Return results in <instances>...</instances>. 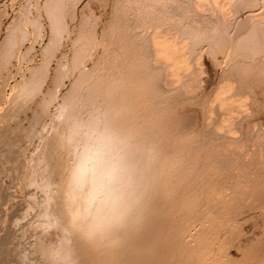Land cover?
I'll return each mask as SVG.
<instances>
[{"label":"rangeland","instance_id":"rangeland-1","mask_svg":"<svg viewBox=\"0 0 264 264\" xmlns=\"http://www.w3.org/2000/svg\"><path fill=\"white\" fill-rule=\"evenodd\" d=\"M250 13L251 14L256 13L259 15L257 16L260 17V19H263L262 16H264V0H256V1L255 0H244V1L236 0V2L235 0H0V46H1L0 47V158H1L0 159V211H1L0 212V220H1L0 221V239L6 236H9V235L14 236V237L9 236L10 237L9 239L8 237L6 238L10 242L11 248L18 245L17 246L19 249L18 254L17 252L16 254L13 252V250L15 251V248L13 250L10 248L12 250L11 252L14 253L13 256L15 260L19 257V254H21L22 252H23L22 256L25 257L24 259V257L20 256L21 258L20 263H19V260H17L18 262L15 261L16 264L18 263L24 264L22 260L23 259L26 260L27 258H28L27 259L28 261L29 259L34 258V262H30L31 264H35V263L44 264L45 261L47 262L48 257L46 255L44 256L41 255L42 252H40L39 250L37 251L38 245H36V243L38 241L40 242L38 244L42 243L41 245H46L45 243L48 244V242L50 243V241H51V244L58 243V241L59 242L65 241V242H62L66 244V248L64 249L65 255L63 254V250H62L63 255L62 254L61 255L64 257L70 254L72 255L71 257H74L75 255V257L77 258H75L76 261L74 262L76 263L78 262L79 264H81V262L82 264H110V263L111 264H120V263L124 264L123 260L126 261L125 264H136V263L137 264H148V263L149 264H152V263L153 264H160V263L161 264H165V263L178 264V262L179 264H193V263L197 264L195 262H198V261H200L198 262V264L199 263L200 264H219V263L220 264H264V254H263L264 253V219H263L264 217V174H261V173H264V24L260 25L262 22L264 23V19L263 21L262 20L260 21V19L257 18L256 15H255L256 17L254 16V14H252L251 16ZM246 14H247V17L250 14L249 16H251L252 18L254 17V19H252L251 17H249V19L245 18ZM251 20L252 22H250ZM253 21H254V24H252ZM255 23L257 24L259 23V25H256ZM256 26H258V31L256 30L257 29ZM157 33H159L160 36ZM154 34L155 36L158 35L159 37H162V39L164 40L167 39V37L165 36H168L167 42L169 41L168 42L169 45H170V42L172 43L173 41V44L170 45L171 48H172V45L176 46L175 48H177L170 55V57L171 56L173 57L171 58V61L174 60L171 62L170 67L168 66L169 64L166 63V61L164 60L165 58L162 57V55L159 53L160 50H162V48L154 44V41H155L153 40L155 37ZM129 42H131V44ZM253 49H255L256 51ZM157 50H158V53H157ZM99 56H100V59H99ZM176 61L177 63L179 61V63H181L180 64L181 66L179 64L177 65L175 63ZM153 62L157 63V64L155 63L156 66ZM147 64H150L151 67L148 66ZM164 64H166V66H164ZM178 67L180 68V70ZM149 68L150 70H148ZM154 69L156 70L157 73L155 72ZM169 69H171L170 71L172 72H170ZM171 73H174L173 76ZM174 75L177 77H175ZM161 77L164 78V80L161 79ZM171 77L173 78V80ZM176 78H179L178 82L177 80H174ZM120 79H122L124 83H122L121 81L119 82ZM123 79H125V81ZM150 79L152 81L151 83H150ZM117 81L118 83L116 84L115 82ZM179 81H181L182 83L180 82V84H178ZM131 82H134V83H131ZM154 84L156 85V87ZM168 84H170L171 86ZM162 85H165L166 87ZM112 86H114L115 88ZM152 87L154 89H152ZM165 88H168V89H165ZM171 89H174L173 90L174 92ZM146 90H149V91L147 92ZM130 91L132 92L134 96L131 94ZM155 91L157 92L156 95H155ZM10 94H11V97H10ZM170 94L172 95V97ZM122 96H125V97H122ZM138 97L142 100V102L141 100H139ZM82 99L85 101H83ZM100 101L102 104L104 103V106L106 107L108 106L107 109L102 104H100ZM125 101H127V103H125ZM124 103H125V106H124ZM68 105L69 107H67ZM143 105L144 106L146 105L144 109L145 113H144V110L141 109V108H144ZM84 107H86V109ZM71 108L72 110L73 109L74 110L72 111ZM65 109H67V111ZM77 113H78V116H77ZM98 113H100L101 115H99ZM107 114H109V116L111 115L112 117L111 116L109 117ZM70 115H73L72 116L73 118H71ZM113 115H117V117L119 118H117L116 116L114 117ZM67 116H69L70 119H72V121L71 120L69 121L68 119L69 117ZM94 116L95 117L99 116V117L95 118L96 119L95 120L94 118L92 119V117ZM163 116L164 118H162ZM77 117H79V119ZM91 120H92V123H91ZM114 120L116 121V123ZM52 121L54 123H52ZM65 121H68L70 123V127L68 126L69 124L66 123ZM80 122H81V125H80ZM95 122L97 123V125H95L96 124ZM105 122L106 123L108 122L107 123L108 125ZM77 123L79 125H77ZM88 123L90 124L88 125ZM103 125L105 126V128ZM118 126L120 127V129ZM90 127L92 128L90 129ZM96 127H99V128H96ZM68 128L70 129L73 128V129H71L72 130L71 131ZM166 128H169V129H166ZM65 129H67V132H68L67 134L66 133L64 134V131L66 132ZM92 129L94 131H92ZM124 129H126V131ZM95 130L97 134L95 133ZM114 130L117 133V135L114 132ZM131 130L133 133L131 132ZM72 132L76 133V138H74L75 134L73 136ZM165 132L168 133V136H167V133ZM69 133L70 134L72 133V134L69 135ZM67 136L70 137L69 139L70 141L68 143L66 142L68 139ZM72 136H73V140L71 139ZM113 136L115 137V139H113L114 138ZM110 137H112V139L114 140L113 142ZM62 139H63V142H62ZM105 139L106 141H109V140L111 141L107 142V145L104 149L103 142L106 144ZM98 140L99 141L102 140V141L99 142ZM54 141H55V144H54ZM57 142L59 145L57 144ZM114 143H116V145L118 146L116 147ZM79 144L80 146H78ZM90 144L91 145L93 144V145L91 146ZM76 145L78 148H76ZM95 145H96V149L98 150L95 149L94 147ZM55 146H57L56 148H59V149H56ZM88 146L90 147V149ZM98 146L101 149H103V151L101 152L102 156L103 155L109 156L111 154L109 158L107 156L106 158L105 156L102 157L101 155H97L98 152L101 151V149H99ZM129 146H130V150L128 149ZM51 147L53 148L52 150H51ZM86 147L90 150L88 153L91 152V154H93V153H96L97 151L98 152L93 155L88 154L89 155V158H88L87 153H85L88 151V149H86L87 151L85 150ZM65 148L66 150H64ZM106 148L110 150H107ZM112 148L114 149L112 150ZM55 150H56L57 157L55 155ZM50 151H52L53 153H50ZM131 151L133 152L132 154L134 155L136 154L135 157L134 155L131 154ZM103 152H105V154ZM108 153L110 154L108 155ZM115 153L117 156L115 155ZM53 155H54V158H53ZM97 156H101V157H98V160H96ZM90 157L91 158L93 157L96 159H92L93 160L92 162ZM111 157L112 159L110 160ZM67 158L68 160H66ZM74 158L75 160H73ZM82 158L84 160L79 163V161H81L80 159ZM86 158L90 160L89 161L90 163L87 162ZM100 158L102 159L106 158V160L104 159L103 161L102 159L100 160ZM121 158H123V160ZM50 160L51 161L53 160L55 164L53 163V161L51 162ZM119 160L121 161L119 162ZM73 161L74 163L77 162L78 165L73 164L72 163ZM96 161H98V163L99 162L101 163H99V165L98 164L94 165V163H97ZM106 162H107V165L105 164ZM87 163H89V165L91 164L92 167L91 166L89 167V165L87 166L86 165ZM81 164H82V167L84 165L83 168L81 167ZM55 165L57 167L56 169H55ZM72 165H74L73 166L74 170L73 168H71ZM101 165L102 166L104 165V167H102ZM98 166L101 168H99ZM124 166L127 169H125ZM63 168L65 169V171H63L64 170ZM80 168L82 171L79 170V173H78V169ZM49 169L51 173L49 172ZM60 169L63 172L60 171ZM83 169L84 171L85 170L86 171L84 172ZM67 170L71 171V173L68 172ZM98 170H99V173L101 172V175H99ZM109 170H112L113 173L111 174V171ZM64 172H67V173H65L64 175ZM73 172L75 174H73ZM103 172H106V174ZM58 173H60V175ZM76 173H77V176H76ZM66 174L67 175L70 174V177L67 176ZM48 175H50L52 178L49 177ZM92 175H95L96 177L98 175L100 177L108 175L109 177L106 176L107 178H104V180L106 182H108L107 180H109L108 182L109 184L103 182L102 180L103 177L101 178L98 177L99 180L101 181L99 180L98 182L95 181L96 178H94L95 176L92 177ZM132 175L135 176V178L136 177L137 178L135 179ZM88 176L90 177L88 178ZM129 176L131 179L132 178L133 179L131 180ZM26 178H28L29 180ZM69 178L70 180H68ZM72 178H74L73 181H72ZM83 178H86V179H83ZM108 178H110L111 180ZM39 179H41V181ZM81 180L83 181L85 180L84 181L85 183H83V181ZM125 180H126V183H125ZM28 181L30 185L28 184ZM71 181L72 183H74V184H71L72 188L71 186H69ZM110 181H113V182H110ZM165 182L167 184H165ZM100 183L104 184L105 187L101 185L100 187L101 188L104 187L102 189H105L106 195L104 193V190H102L101 188L100 190H96V189H99L98 186ZM31 184H33V186ZM84 184H88L89 186L84 185ZM121 185L122 186L125 185V187H122L123 191L121 188H120V191L119 189H117L116 191V188H119ZM170 185H173V186L171 187ZM111 186H112V189H111ZM114 186L116 188H113ZM255 186H258V187H255ZM49 187L51 188L49 189ZM92 187L93 189H90ZM106 187H108V189ZM62 188H64V190ZM73 188L75 189V192ZM109 188L111 191L109 190ZM140 188L141 190L139 192ZM66 189L68 190L71 189V190L67 192ZM106 189L112 192L113 194H116L118 197H119L118 194H120L121 191L123 192L121 193V195L122 194L123 195L121 198H118L119 199L118 200V199H115L116 196L111 195L110 193V196H109L110 198H109L107 195L109 192ZM113 189L117 193H115ZM85 190L87 191L84 192ZM130 190H132L135 195ZM81 191L85 193V198H84V193H82ZM88 191H93V193L90 192L89 194ZM95 191L96 192L98 191L97 194H101V195H97ZM135 191L136 192L138 191L137 192L138 194ZM26 192L27 193L29 192V193L27 194ZM99 192H102V193H99ZM76 193L77 194L82 193V201L85 199L84 201L85 204H87V206H89L90 208V209L86 208L84 212L81 211L82 213H85L83 215L80 211L78 212V210H80L79 205L82 204V201H80L81 200L80 198L76 199L74 197V195H77ZM124 193H126V196L124 195ZM128 193L129 195H127ZM130 193H131V196H130ZM166 193L168 195H166ZM7 194L9 196L8 198H7ZM102 194L107 196L104 199L106 204H103L102 199L105 196ZM61 195H64L65 197ZM67 195L73 196L72 198H74L73 200L74 203H76L77 200L78 202L80 201V204L78 202H77L78 204L77 203L76 205L74 204L75 208L71 206L73 208L72 210L75 209L76 213H74L75 211L72 212L71 208H70V211H69V208L67 209L69 213H67V211H63L64 207H66L68 204L73 205V202H69L70 200L72 201L71 196L68 197ZM87 195H89V197ZM92 195H96L94 197L98 198L97 201ZM133 195L135 199L133 198ZM91 196L94 199V202ZM129 196L132 197L133 199L130 198ZM87 197L88 199L91 198L90 200L92 201L90 202L92 203H88V201H86ZM126 197L128 198V200H125L127 199ZM108 198L110 202H112L111 201V198H112L113 202L112 203L108 202L110 203L108 204L107 201L109 200H106ZM64 199L65 200L68 199L69 201L66 200L65 202ZM120 199L123 205L119 202ZM10 200H11V203H10ZM30 200H31V203H30ZM36 200H39V201H36ZM122 200L128 204H130L129 202L131 201L130 205L132 206L129 205L130 206L129 208L133 211H131L128 208V204L123 203ZM189 200L191 202H189ZM40 201H43L42 202L43 208L41 205H39L41 204ZM132 201L133 202L135 201V204L137 203L136 205H138V203L141 204V205H138L140 207H137ZM206 201H208L209 203H207ZM34 202H38L39 204L34 203ZM98 202H100L101 206H105V205H110V206L102 207L103 209L101 210L100 208L101 206H99ZM114 202H116L118 207L116 206ZM37 204L38 206H40L39 208L41 210H43L45 207L46 209L49 210V211L48 210L42 211L43 213L45 212L44 214L40 213L41 216L43 215L42 216L43 218L42 217L40 218L42 219H45V217L46 219L48 218L47 220L45 219L48 222L43 220L46 222V223L44 222L43 224H46L47 226V229L44 230L45 234H44V231L41 230L43 225H40V223L42 224L43 221H41L42 219L37 218V215L40 216V214H37L40 212L38 211L39 208ZM45 204H47V206ZM92 204L96 206L95 208L99 206L98 208L100 209L99 210L98 208L94 209V206ZM111 204L113 205L112 208H110L112 206ZM195 205H198V206H195ZM61 206L63 209L61 208ZM114 206H116L115 207L116 211L114 210ZM135 206L137 207V210H135L136 209ZM77 207L78 209H76ZM122 207H125L126 210L127 209L130 210V211L127 210V212L133 213V214L128 213L129 219L133 218L132 221L129 220L127 217H125L127 216L125 212L126 210L124 209L122 210ZM105 208H109V209H107L105 213H103ZM118 208L121 212H119ZM92 209H94L93 212L91 211ZM111 209H113L112 210L113 213L115 212L116 214L119 213V216H118L119 218L110 211ZM138 209L140 210L139 212L140 215L138 216V219H136L137 220L136 222L135 218H137V215H135V213L138 214L137 212L139 211ZM219 209L221 210L219 211ZM18 210L20 211L19 214H18L19 212ZM95 210H97L95 212L96 217L99 214L105 215L102 221L107 220L106 223L108 222V220L112 219L114 216H115L114 219L115 218L120 219L122 217L121 215L123 214L125 218H121L119 221L118 219L117 220L115 219L116 221H118V225L117 223H115L116 221H114V219L112 220L114 221L113 224L117 226L118 228L117 227L114 228V225L112 226L110 225V223L112 224L111 220L109 221L110 223L107 224L106 229H105V223L100 222L99 227L98 228L96 227V229H98L100 233L97 232V230H95V227H94V229H92L89 232V235L90 237H92V239L88 237L89 241H87V239L84 238V236H82L83 229H80V227L83 228L85 225L84 226H80V225L83 224L84 220L88 221L89 223L92 220L91 219L92 214L91 216H89V214L92 212L93 215H95L94 213ZM153 210H157L158 212L153 211ZM161 210H164L165 212ZM107 211L108 212L110 211L111 213H107ZM175 211L178 214L177 213L175 214ZM49 212H50V215H49ZM86 212L88 214H86ZM169 212H171V214ZM62 213H64L63 216H62ZM159 213L162 215H159ZM65 214H69L68 216H70V218H72L71 216H73L72 222L76 218L74 222L77 221L78 225L76 224L77 222L75 223V225L72 222L69 223V220H68L69 217L66 216ZM75 214H77L76 216L78 218L75 216ZM111 214L114 216L111 217L110 216ZM191 214L193 215V217ZM20 215L25 216L27 219L24 217H21ZM34 215L36 218L33 217ZM78 215L81 216L82 218L84 217V215L88 217H86V219L84 220H80L81 217L79 218ZM106 215H109V216H106ZM205 216L207 217L209 216V217L207 218ZM96 217H95L96 220H94L93 218L94 221H97ZM234 217L235 219H233ZM14 218L17 220H15ZM21 218L22 220H20ZM63 218L64 220L66 219L68 221L64 222ZM178 218L180 221H178ZM29 219L30 221H28ZM51 219H54L53 222H50ZM78 219L80 220V223ZM123 219H127V220H123ZM196 219L198 220V222ZM121 220H123L125 223L127 221V223L123 224V221ZM128 220L133 222V224L129 223ZM26 221H28V223L30 224H28ZM38 221H41V222H39L38 223L39 225L37 226ZM54 221L55 222L57 221L58 223H61V224H58L57 222L55 223ZM86 221L84 223L87 224ZM120 221L126 229L129 228V231L133 230L134 232V234H132L133 236L131 235V233L133 232L130 231L131 232L130 235L129 233H127L124 237L122 232L123 231L125 232L126 229L119 223ZM214 221L216 222L217 225L215 224ZM177 223H179V225ZM101 224L102 225L104 224V226H102ZM134 224H135V227L132 228ZM56 225H59V228H58L59 233L57 232L58 226ZM108 225L112 228V230H107L109 227ZM35 226L37 228H35ZM67 226L68 227L70 226L69 228L71 227L72 228L69 229ZM121 226L123 227V230L122 228H120ZM238 226L240 227V230ZM12 227L14 228L12 229ZM23 227L24 228L26 227V231L25 229H23ZM38 227H40V229ZM65 227L68 228L66 229L67 231L64 229ZM101 227L103 229L102 232L100 231L102 230ZM186 227L188 228L187 231H186ZM181 228L185 230L183 229L181 230ZM14 229H15L14 232L12 233L9 232V230L13 231ZM20 229L22 230L18 231ZM59 229L60 230L62 229V234H61V231H59ZM104 229L106 230V234L104 232ZM23 230H24V233H21ZM32 230L37 231L38 233L36 232V235H34L35 232H33ZM93 230L95 232H93ZM117 230L118 232L120 231L123 236H121L120 233L117 232ZM194 230H196L195 234H194ZM81 231H82V235L80 233ZM163 231H166V232H163ZM202 231L204 233H201ZM209 231L213 233H210ZM219 231L221 232L219 233ZM15 232L18 234L21 233L20 236L22 237H20ZM31 232L33 233L35 237L39 235L40 233L42 234H40L41 237L37 236V238L39 237L37 240V238L33 237ZM112 232L114 233L113 235H107L108 233L111 234ZM116 232L120 235L119 243H118L119 245L113 244L110 241L105 240V238L107 239L106 235L109 238H112L113 236L117 234ZM13 233H15V235ZM1 234H4V235H1ZM164 234H165V238H164ZM17 235L20 237L19 239L16 237ZM59 235L63 236V238L62 237L60 238ZM96 235H99V236H96ZM102 235H104L105 237V238L102 237L104 238L103 242L101 241ZM56 236H57V239H56ZM131 236L133 239L130 238ZM203 236L206 239H204ZM122 237L124 241L121 239ZM209 237L211 239H209ZM11 238L12 239L15 238L16 240L18 239L17 240L18 242L14 241L15 240L14 239L13 240L14 243H12ZM139 238H141V240ZM68 239L69 240L71 239V240L69 241ZM84 239L86 240V242ZM97 239L100 240L101 242L100 241L98 242ZM161 239H164V240H161ZM142 240H144L145 243ZM165 240H167V242H165ZM182 240L183 242L184 241L185 242L183 243ZM202 240H204V242H202ZM206 240L207 241L209 240V241L207 242ZM212 240H214L213 243H212ZM19 241H22V243L20 242L21 243L20 244ZM175 241L178 243L180 242L181 248H180V245L176 243ZM195 241L196 243H194ZM27 242H29L30 244ZM105 242H106L107 248L104 245ZM200 242L201 244H199ZM206 242L208 243V245H210L209 247L207 246ZM11 244H14V245L12 246ZM58 244H61V243H58ZM124 244L126 247H124ZM146 244L147 245L150 244V245L147 246ZM182 244L184 247L182 246ZM19 245L21 247H19ZM121 245L124 248H122ZM133 245L134 247H132ZM127 246H129L130 248L129 250H126L128 249ZM166 246H168V248ZM198 246L199 247L201 246V247L199 248ZM17 247H16V250H18ZM109 247L110 248L112 247L111 249L115 250V252L114 251L111 252V249H109ZM204 247L205 249H207L208 247L207 249L208 251L203 250ZM156 249L158 251H156ZM198 249L199 250L202 249L203 252L197 251V254H196L195 251ZM97 250H100V252H98ZM117 250H120V251H117ZM176 250L178 252H176ZM191 250H193L195 253L193 251L190 252ZM106 251L107 253L105 254ZM108 251H110L109 253L112 254V256L111 255L109 256ZM37 252L38 254L40 253L39 254L40 257L37 254ZM149 252L151 254H149ZM251 252L256 253V254H253V253L251 254ZM84 253H86L87 256ZM193 253L196 256L200 254L199 255L200 258H198L199 256L196 257ZM25 254L27 256H25ZM173 254L175 256H173ZM192 254L194 255L195 259L197 260L199 259V260L195 261ZM208 254H210L213 257V259L212 257L208 256ZM104 255L107 258L104 257ZM126 255H128L129 257ZM152 255L154 256L153 258H152ZM41 256H43L44 258ZM186 256H188L189 258ZM250 256L251 257L253 256V257L251 258ZM167 257L169 260L167 259ZM36 258L37 260L39 258H43L42 260L44 262L43 261L39 262V260L38 261L35 260ZM83 258H85L84 259L85 261L82 260ZM130 258L131 260H128ZM148 258H150V260H148ZM180 259H181V262H180ZM12 260L9 259L8 261L7 259L8 264L9 262L15 263L14 259ZM48 260H51V259L48 258ZM221 260H223L224 262ZM7 261L4 264H7ZM28 261L27 263L30 264ZM103 261H105L106 263H104ZM115 261L117 262L115 263ZM214 261L216 262L214 263ZM49 263L51 264L53 262L49 261ZM49 263L47 262V264ZM55 264H62V263L59 262Z\"/></svg>","mask_w":264,"mask_h":264},{"label":"bare ground","instance_id":"bare-ground-1","mask_svg":"<svg viewBox=\"0 0 264 264\" xmlns=\"http://www.w3.org/2000/svg\"><path fill=\"white\" fill-rule=\"evenodd\" d=\"M243 1H244V0H243ZM255 1H256V0H255ZM235 2H236V0H235ZM246 2H247V1H246ZM248 3H249V2H248ZM250 3H251V2H250ZM238 5H239V4H238ZM238 5H237V6H238ZM241 5H242V4H241ZM251 7H252V6H251ZM241 8H242V7H241ZM250 10H251V9H250ZM250 12H251V11H250ZM252 12H253V10H252ZM250 14H251V13H250ZM250 14H249V15H250ZM252 14H254V13H252ZM252 14H251V16H252ZM259 14H260V13H259ZM249 15H248V17H247V14H246V17H245V18L249 19V17H251V16H249ZM255 15L257 16L258 14L255 13L254 16H255ZM260 15H261V14H260ZM205 16H206V15H205ZM256 16H255V17H256ZM258 16H259V15H258ZM258 16H257V18L260 19V17H258ZM202 17H203V16H202ZM243 17H244V16H243ZM262 17H263V19H264V16H262ZM251 18H252V17H251ZM251 18H250V19H251ZM203 19H204V18H203ZM252 19H254V17H253ZM259 19H258V20H259ZM263 19H260V21H261V20L263 21ZM246 21H247V20H246ZM242 22H243V21H242ZM250 22H252V20H251ZM255 22H256V21H255ZM258 22H259V21H258ZM243 23H244V22H243ZM252 24H254V21H253ZM255 24H256V25H259V23H258V24L255 23ZM263 24H264V23L262 22L260 25H263ZM241 26H242V24H241ZM245 27H246V26H245ZM251 27H252V25H251ZM254 27H255V25H254ZM256 27H257L256 30L258 31V26H256ZM259 28H260V27H259ZM262 28H263V27H262ZM252 29H253V27H252ZM157 34H159V33H157ZM157 34H156V35H157ZM164 34H165V33H164ZM164 34H163V35H164ZM154 36H155V34H154ZM157 36H158V35H157ZM157 36H155L154 39H153V40H155V41H154V44H155L156 46H159L160 48H162V50H160L159 53L162 55V57L165 58L164 60L166 61V63L169 64V65H168V64H167V65L170 67L171 62L174 61V60L171 61V58H173V57H172V56L170 57V55H171L172 52L175 51V49H177V48H175L176 46H173V45H172V48H171L170 45L173 44V41H172V43L170 42V45H169V43H168L169 41L167 42V40H168V36H165V35H164L165 37H167V39H165V40L162 39V37H159L160 34H159L158 37H157ZM259 36H260V35H259ZM206 37H208V36H206ZM222 37H223V35H222ZM152 38H153V37H152ZM159 38L162 39V40H160ZM163 38H164V37H163ZM226 38H227V37H226ZM169 39H170V38H169ZM123 42H124V41H123ZM126 43H127V42H126ZM129 43L131 44V42H129ZM132 43H133V42H132ZM174 44H175V43H174ZM130 46H131V45H130ZM132 46H133V45H132ZM253 46H254V44H253ZM0 47H1V46H0ZM255 47H256V46H255ZM253 50H255V49H253ZM2 51H3V50H2ZM255 51H256V50H255ZM259 51H260V49H259ZM127 52H128V51H127ZM176 52H177V51H176ZM176 52H175V53H176ZM250 52H251V51H250ZM257 52H258V51H257ZM157 53H158V50H157ZM251 53H252V52H251ZM1 54H2V53H1ZM128 54H129V53H128ZM132 54H133V53H132ZM252 54H253V53H252ZM102 55H103V54H102ZM126 55H127V54H126ZM157 55H158V54H157ZM175 55H176V54H175ZM100 56H101V55H100ZM100 56H99V59H100ZM179 57H180V56H179ZM162 59H163V58H162ZM177 59H178V58H177ZM182 59H183V58H182ZM149 60H150V59H149ZM165 61H164V62H165ZM10 62H11V61H10ZM125 63H126V62H125ZM128 63H129V62H128ZM153 63H154V62H153ZM155 63H156V62H155ZM155 63H154V64H155ZM175 63H176L177 65H178V64H179V65L181 64V63H179V61H178V63H177V61H176ZM122 64H123V63H122ZM156 64H157V63H156ZM156 64H155V66H156ZM172 64H173V63H172ZM128 65H129V64H128ZM147 65L150 66V64H147ZM147 65H146V67H147ZM124 66H125V64H124ZM152 66H153V65H152ZM164 66H166V64H164ZM171 66H172V65H171ZM180 66H181V65H180ZM260 66H261V65H260ZM120 67H121V66H120ZM146 67H145V68H146ZM150 67H151V66H150ZM169 67H168V68H169ZM19 68H20V67H19ZM126 68H127V67H126ZM130 68H131V66H130ZM145 68H144V69H145ZM154 68H155V67H154ZM171 68H172V67H171ZM176 68H177V66H176ZM178 68H179V67H178ZM115 69H116V68H115ZM134 69H135V68H134ZM134 69H133V70H134ZM144 69H143V70H144ZM157 69H158V67H157ZM111 70H112V69H111ZM131 70H132V69H131ZM148 70H150V68H149ZM154 70H155V69H154ZM170 70H171V69H169V71H170ZM179 70H180V68H179ZM257 70H258V69H257ZM257 70H256V71H257ZM19 71H20V70H19ZM113 71H114V70H113ZM121 71H122V70H121ZM125 71H126V70H125ZM125 71H124V72H125ZM160 71H161V70H160ZM111 72H112V71H111ZM114 72H115V71H114ZM124 72H123V73H124ZM136 72H137V71H136ZM155 72H156V70H155ZM165 72H166V71H165ZM170 72H172V71H170ZM174 72H176V71H174ZM250 72H252V71H250ZM258 72H259V71H258ZM117 73H118V72H117ZM121 73H122V72H121ZM147 73H148V72H147ZM153 73H154V72H153ZM156 73H157V72H156ZM159 73H160V72H159ZM162 73H163V72H162ZM180 73H181V72H180ZM131 74H132V73H131ZM131 74H130V75H131ZM143 74H144V73H143ZM166 74H167V73H166ZM169 74H170V73H169ZM171 74H172V76H173L174 73H171ZM175 74H176V73H175ZM256 74H257V73H256ZM109 75H110V74H109ZM113 75H114V74H113ZM119 75H120V74H119ZM139 75H140V74H139ZM139 75H138V76H139ZM141 75H142V73H141ZM158 75H159V74H158ZM158 75H157V76H158ZM160 75H161V74H160ZM163 75H164V74H163ZM222 75H223V74H222ZM257 75H258V74H257ZM110 76H111V75H110ZM121 76H122V74H121ZM128 76H129V75H128ZM138 76H136V77H138ZM145 76H146V75H145ZM150 76H151V75H150ZM164 76H165V75H164ZM170 76H171V75H170ZM174 76H175V75H174ZM111 77H112V76H111ZM111 77H110V78H111ZM117 77H118V76H117ZM133 77H134V76H133ZM155 77H156V76H155ZM167 77H168V76H167ZM175 77H177V76H175ZM175 77H174V78H175ZM179 77H180V76H179ZM182 77H183V76H182ZM182 77H181V78H182ZM257 77H258V76H257ZM20 78H21V77H20ZM107 78H108V76H107ZM110 78H109V79H110ZM112 78H113V77H112ZM131 78H132V76H131ZM143 78H144V77H143ZM165 78H166V77H165ZM171 78H172V77H171ZM253 78H255V77H253ZM117 79H118V78H117ZM128 79H129V78H128ZM156 79H157V78H156ZM161 79L164 80V78H162V77H161ZM178 79H179V78H176V79H174V80H177V82H178ZM243 79H244V78H243ZM7 80H8V79H7ZM110 80H111V79H110ZM114 80H115V79H114ZM114 80H113V82H114ZM123 80L125 81V79H123ZM129 80H130V79H129ZM129 80H128V81H129ZM137 80H138V79H137ZM141 80H142V79H141ZM145 80H146V79H145ZM159 80H160V79H159ZM172 80H173V78H172ZM180 80H181V79H180ZM237 80H238V79H237ZM241 80H242V79H241ZM255 80H256V79H255ZM120 81H121L122 83H124V82L122 81V79H120L119 82H120ZM135 81H136V80H135ZM167 81H168V80H167ZM169 81H170V79H169ZM256 81H257V80H256ZM108 82H110V81H108ZM113 82H112V83H113ZM129 82H130V81H129ZM129 82H128V83H129ZM148 82H149V81H148ZM151 82H152V81H151V79H150V83H151ZM154 82H155V80H154ZM154 82H153V83H154ZM173 82H174V81H173ZM177 82H176V83H177ZM180 82H181V81H179L178 84H180ZM182 82H183V80H182ZM182 82H181V83H182ZM246 82H247V81H246ZM261 82H262V81H261ZM6 83H8V82H6ZM115 83L117 84L118 81L115 82ZM128 83H127V84H128ZM131 83H134V82H131ZM146 83H147V82H146ZM164 83H165V82H164ZM166 83H167V82H166ZM169 83H170V82H169ZM244 83H245V81H244ZM259 83H260V82H259ZM116 84H115V85H116ZM137 84H138V83H137ZM156 84H158V83H156ZM162 84H163V83H162ZM173 84H174V83H173ZM4 85H5V84H4ZM111 85H112V84H111ZM118 85H119V84H118ZM118 85H117V86H118ZM122 85H123V84H122ZM128 85H129V84H128ZM133 85H134V84H133ZM151 85H153V84H151ZM154 85H155V84H154ZM160 85H161V84H160ZM165 85H166V84H165ZM165 85H162V86H165ZM168 85H170V84H168ZM239 85H240V84H239ZM239 85H238V86H239ZM119 86H120V85H119ZM119 86H118V87H119ZM124 86H125V85H124ZM124 86H123V87H124ZM170 86H171V85H170ZM172 86H173V85H172ZM176 86H178V85H176ZM176 86H175V87H176ZM112 87H114V86H112ZM135 87H137V86H135ZM135 87H134V88H135ZM140 87H141V86H140ZM153 87H154V86H153ZM153 87H152V89H154ZM155 87H156V85H155ZM165 87H166V86H165ZM182 87H183V86H182ZM2 88H4V87H2ZM7 88H8V87H7ZM114 88H115V87H114ZM170 88H171V87H170ZM172 88H174V87H172ZM247 88H248V87H247ZM12 89H13V88H12ZM119 89H120V88H119ZM127 89H128V88H127ZM132 89H133V88H132ZM138 89H139V88H138ZM165 89H168V88H165ZM209 89H210V88H209ZM117 90H118V88H117ZM123 90H124V89H123ZM133 90H134V89H133ZM136 90H137V89H136ZM171 90L173 91L174 89H171ZM175 90H177V89H175ZM180 90H181V89H180ZM128 91H129V90H128ZM131 91H132V90H131ZM131 91H130V92H131ZM134 91H135V90H134ZM146 91L148 92L149 90H146ZM172 91H171V92H172ZM111 92H112V91H111ZM138 92H140V91H138ZM138 92H137V93H138ZM147 92H146V93H147ZM158 92H159V91H158ZM173 92H174V91H173ZM176 92H177V91H176ZM180 92H181V91H180ZM12 93H13V92H12ZM81 93H82V92H81ZM119 93H121V92H119ZM152 93H153V92H152ZM156 93H157V92L155 91V95H156ZM159 93H160V92H159ZM166 93H168V92H166ZM169 93H170V91H169ZM78 94H79V93H78ZM88 94H89V93H88ZM116 94H117V93H116ZM131 94H132V92H131ZM134 94H135V93H134ZM150 94H151V93H150ZM150 94H149V95H150ZM164 94H165V93H164ZM164 94H163V95H164ZM182 94H183V93H182ZM132 95H133V94H132ZM144 95H145V93H144ZM167 95H168V94H167ZM170 95H171V94H170ZM202 95H203V94H202ZM206 95H207V94H206ZM76 96H77V95H76ZM80 96H81V95H80ZM80 96H79V97H80ZM82 96H83V95H82ZM96 96H97V95H96ZM96 96H95V97H96ZM117 96H118V95H117ZM125 96H126V95H125ZM125 96H122V97H125ZM127 96H128V95H127ZM133 96H134V95H133ZM133 96H132V97H133ZM136 96H137V95H136ZM139 96H140V95H139ZM165 96H166V95H165ZM165 96H164V97H165ZM7 97H8V96H7ZM10 97H11V94H10ZM129 97H130V96H129ZM158 97H159V96H158ZM171 97H172V95H171ZM188 97H189V96H188ZM191 97H192V96H191ZM191 97H190V98H191ZM199 97H200V96H199ZM205 97H206V96H205ZM205 97H204V98H205ZM81 98H82V97H81ZM138 98H139V97H138ZM149 98H150V97H149ZM154 98H155V96H154ZM202 98H203V97H202ZM70 99H71V98H70ZM72 99H73V98H72ZM85 99H86V98H85ZM119 99H120V98H119ZM119 99H118V100H119ZM122 99H123V98H122ZM151 99H152V98H151ZM162 99H163V98H162ZM170 99H171V98H170ZM197 99H198V98H197ZM10 100H11V99H10ZM82 100H83V99H82ZM87 100H88V99H87ZM91 100H92V99H91ZM95 100H96V99H95ZM118 100H117V102H118ZM139 100H141V99L139 98ZM181 100H182V99H181ZM201 100H202V99H201ZM66 101H67V100H66ZM71 101H72V100H71ZM80 101H81V100H80ZM83 101H85V100H83ZM132 101H133V100H132ZM136 101H137V100H136ZM136 101H135V102H136ZM202 101H203V100H202ZM63 102H64V101H63ZM73 102H74V101H73ZM73 102H72V103H73ZM98 102H99V101H98ZM141 102H142V100H141ZM148 102H149V101H148ZM166 102H167V101H166ZM193 102H194V101H193ZM195 102H196V101H195ZM6 103H7V102H6ZM93 103H94V102H93ZM93 103H92V104H93ZM114 103H115V102H114ZM125 103H127V101H125ZM125 103H124V106H125ZM139 103H140V102H139ZM150 103H151V102H150ZM154 103H155V102H154ZM159 103H160V102H159ZM175 103H176V102H175ZM68 104H69V103H68ZM96 104H97V103H96ZM100 104H102L101 101H100ZM109 104H110V103H109ZM117 104H118V103H117ZM137 104H138V103H137ZM143 104H144V103H143ZM148 104H149V103H148ZM156 104H157V103H156ZM184 104H185V103H184ZM190 104H191V103H190ZM193 104H194V103H193ZM196 104H197V103H196ZM196 104H195V105H196ZM88 105H89V104H88ZM102 105L104 106V103H103ZM105 105H107V104H105ZM110 105H111V104H110ZM113 105H114V104H113ZM139 105H140V104H139ZM152 105H153V104H152ZM154 105H155V104H154ZM159 105H160V104H159ZM167 105H168V104H167ZM169 105H170V104H169ZM197 105H198V104H197ZM71 106H72V105H71ZM85 106H86V105H85ZM98 106H99V104H98ZM98 106H97V107H98ZM137 106H138V105H137ZM143 106H144V105H143ZM143 106H142V107H143ZM145 106H146V105H145ZM145 106H144V108H141V109L144 110V109H145ZM178 106H179V105H178ZM184 106H185V105H184ZM64 107H65V106H64ZM67 107H69V105H68ZM67 107H66V108H67ZM104 107H106V106H104ZM107 107H108V106H107ZM107 107H106V109H107ZM121 107H122V106H121ZM147 107H148V106H147ZM157 107H158V106H157ZM166 107H167V106H166ZM57 108H58V107H57ZM84 108L86 109V107H84ZM100 108H101V107H100ZM113 108H114V107H113ZM113 108H112V109H113ZM118 108H119V107H118ZM118 108H117V109H118ZM128 108H129V107H128ZM138 108H139V107H138ZM181 108H182V107H181ZM61 109H62V108H61ZM85 109H84V110H85ZM92 109H93V107H92ZM98 109H99V108H98ZM102 109H103V108H102ZM108 109H109V108H108ZM110 109H111V108H110ZM117 109H116V110H117ZM119 109H120V108H119ZM123 109H124V108H123ZM155 109H156V108H155ZM62 110H63V109H62ZM65 110L67 111V109H65ZM69 110H70V109H69ZM71 110H72V108H71ZM71 110H70V111H71ZM73 110H74V109H73ZM73 110H72V111H73ZM116 110H115V111H116ZM148 110H149V109H148ZM160 110H161V109H160ZM162 110H163V108H162ZM171 110H172V109H171ZM70 111H69V112H70ZM72 111H71V112H72ZM91 111H92V110H91ZM107 111H108V110H107ZM111 111H112V110H111ZM71 112H70V113H71ZM74 112H75V111H74ZM74 112H73V113H74ZM96 112H97V111H96ZM98 112H99V111H98ZM137 112H138V111H137ZM58 113H59V112H58ZM73 113H72V114H73ZM78 113H80V112H78ZM78 113H77V116H78ZM88 113H89V112H88ZM101 113H102V112H101ZM116 113H117V112H116ZM124 113H125V112H124ZM144 113H145V110H144ZM157 113H158V112H157ZM163 113H164V112H163ZM173 113H175V112H173ZM60 114H61V113H60ZM98 114L101 115L100 113H98ZM103 114H104V113H103ZM112 114H113V112H112ZM114 114H115V113H114ZM117 114H118V113H117ZM119 114H120V112H119ZM135 114H136V113H135ZM137 114H138V113H137ZM147 114H148V113H147ZM149 114H150V113H149ZM161 114H162V113H161ZM66 115H67V114H66ZM68 115H69V114H68ZM75 115H76V114H75ZM79 115H80V114H79ZM96 115H97V114H96ZM104 115H105V114H104ZM107 115L109 116V114H107ZM107 115H106V116H107ZM126 115H127V114H126ZM132 115H133V114H132ZM139 115H140V114H139ZM157 115H158V114H157ZM59 116H60V115H59ZM72 116H73V115H70L71 118H73ZM110 116H111V115H110ZM110 116H109V117H110ZM113 116H114V117H115V116L117 117V115H113ZM128 116H130V115H128ZM149 116H150V115H149ZM153 116H155V115H153ZM159 116H160V115H159ZM184 116H185V115H184ZM63 117H64V116H63ZM67 117H69V116H67ZM70 117H69L68 119H69V121H70V120L72 121V119H70ZM97 117H99V116H97ZM97 117L94 116V117H92V119H93V118L95 119V118H97ZM101 117H102V116H101ZM111 117H112V116H111ZM131 117H132V116H131ZM140 117H141V116H140ZM140 117H139V118H140ZM156 117H157V116H156ZM176 117H177V116H176ZM77 118L79 119V117H77ZM117 118H119V117H117ZM120 118H121V117H120ZM126 118H127V117H126ZM153 118H154V117H153ZM162 118H164V116H163ZM166 118H167V117H166ZM168 118H169V117H168ZM184 118H185V117H184ZM64 119H65V118H64ZM85 119H86V118H85ZM103 119H104V118H103ZM108 119H109V118H108ZM110 119H111V118H110ZM112 119H114V118H112ZM136 119H137V118H136ZM62 120H63V119H62ZM73 120H74V119H73ZM76 120H77V119H76ZM89 120H90V119H89ZM95 120H96V119H95ZM99 120H100V118H99ZM126 120H127V119H126ZM143 120H144V119H143ZM172 120H173V119H172ZM74 121H75V120H74ZM102 121H103V120H102ZM108 121H109V120H108ZM114 121H115V120H114ZM114 121H113V122H114ZM120 121H121V120H120ZM122 121H123V120H122ZM132 121H133V119H132ZM141 121H142V120H141ZM152 121H153V120H152ZM173 121H174V120H173ZM65 122L68 123L69 125H68V124H66V125H68V126L70 127V123H69L68 121H65ZM97 122H98V121H97ZM99 122H100V121H99ZM109 122H110V121H109ZM117 122H118V121H117ZM135 122H136V121H135ZM148 122H149V121H148ZM156 122H157V121H156ZM163 122H164V121H163ZM52 123H54V122L52 121ZM59 123H60V122H59ZM91 123H92V120H91ZM95 123H96V122H95ZM105 123H106V122H105ZM105 123H104V124H105ZM107 123H108V122H107ZM107 123H106V124H107ZM115 123H116V121H115ZM166 123H167V122H166ZM61 124H62V123H61ZM74 124H75V122H74ZM83 124H84V123H83ZM89 124H90V123H88V125H89ZM113 124H114V123H113ZM52 125H53V124H52ZM77 125H79V124L77 123ZM80 125H81V122H80ZM86 125H87V124H86ZM95 125H97V123H96ZM107 125H108V124H107ZM117 125H118V124H117ZM120 125H121V123H120ZM127 125H128V124H127ZM131 125H132V124H131ZM134 125H135V124H134ZM137 125H138V124H137ZM148 125H149V124H148ZM148 125H147V126H148ZM18 126H19V124H18ZM82 126H83V125H82ZM90 126H91V125H90ZM103 126H104V125H103ZM139 126H140V125H139ZM167 126H168V125H167ZM172 126H173V125H172ZM58 127H59V126H58ZM63 127H64V126H63ZM65 127H66V126H65ZM76 127H77V126H76ZM85 127H86V126H85ZM88 127H89V126H88ZM93 127H94V126H93ZM113 127H114V126H113ZM118 127H119V126H118ZM128 127H130V126H128ZM135 127H136V126H135ZM143 127H144V126H143ZM83 128H84V127H83ZM83 128H82V129H83ZM86 128H87V127H86ZM86 128H85V129H86ZM91 128H92V127H90V129H91ZM96 128H99V127H96ZM100 128H101V127H100ZM104 128H105V126H104ZM104 128H103V129H104ZM108 128H109V127H108ZM110 128H111V127H110ZM155 128H156V127H155ZM169 128H170V126H169ZM169 128H166V129H169ZM175 128H176V127H175ZM182 128H183V127H182ZM57 129H59V128H57ZM57 129H56V130H57ZM68 129H70V128H68ZM71 129H73V128H71ZM71 129H70V130H71ZM114 129H115V128H114ZM117 129H118V128H117ZM119 129H120V127H119ZM140 129H141V128H140ZM156 129H157V128H156ZM180 129H181V128H180ZM7 130H8V129H7ZM65 130H66V132L64 131V134H65V133L67 134V133H68V132H67V129H65ZM75 130H76V129H75ZM97 130H98V129H97ZM106 130H107V128H106ZM111 130H112V129H111ZM122 130H123V129H122ZM124 130L126 131V129H124ZM135 130H136V129H135ZM138 130H139V129H138ZM170 130H171V129H170ZM170 130H169V131H170ZM4 131H5V130H4ZM51 131H52V130H51ZM51 131H50V133H51ZM71 131H72V130H71ZM79 131H80V130H79ZM85 131H86V130H85ZM85 131H84V132H85ZM92 131H94V130L92 129ZM98 131H99V130H98ZM101 131H102V130H101ZM118 131H120V130H118ZM144 131H145V130H144ZM165 131H166V130H165ZM73 132H74V131H73ZM73 132H72V133H73ZM76 132H77V131H76ZM86 132H87V131H86ZM112 132H113V131H112ZM114 132H115V130H114ZM128 132H130V131H128ZM131 132H132V130H131ZM156 132H157V131H156ZM163 132H164V131H163ZM72 133H71V134H72ZM81 133H82V132H81ZM81 133H80V134H81ZM95 133H96V130H95ZM100 133H101V132H100ZM100 133H98V134H100ZM103 133H104V132H103ZM108 133H110V132H108ZM115 133H116V132H115ZM121 133H122V132H121ZM121 133H120V134H121ZM124 133H125V132H124ZM126 133H127V132H126ZM132 133H133V132H132ZM165 133H167V132H165ZM5 134H6V133H5ZM14 134H15V133H14ZM71 134L69 133V135H71ZM74 134H75V136H74ZM85 134H86V133H85ZM89 134H90V133H89ZM92 134H94V133H92ZM96 134H97V133H96ZM118 134H119V132H118ZM142 134H143V133H142ZM201 134H202V133H201ZM3 135H4V134H3ZM12 135H13V134H12ZM54 135H55V134H54ZM60 135H61V134H60ZM83 135H84V134H83ZM83 135H82V136H83ZM105 135H106V134H105ZM108 135H110V134H108ZM113 135H114V134H113ZM116 135H117V133H116ZM143 135H144V134H143ZM154 135H156V134H154ZM164 135H165V134H164ZM178 135H179V134H178ZM181 135H183V134H181ZM9 136H10V135H9ZM18 136H19V135H18ZM58 136H59V135H58ZM73 136H74V138H76V133H73ZM73 136H72V138H71L72 140H73ZM80 136H81V135H80ZM84 136H85V135H84ZM96 136H97V135H96ZM111 136H112V135H111ZM120 136H122V135H120ZM135 136H136V135H135ZM167 136H168V133H167ZM67 137H68V139H67L66 142L68 143V142L70 141V140H69L70 137H69V136H67ZM105 137H106V136H105ZM113 137H114V136H113ZM123 137H125V136H123ZM130 137H131V136H130ZM130 137H129V138H130ZM164 137H165V136H164ZM16 138H18V137H16ZM20 138H21V137H20ZM39 138H40V137H39ZM47 138H48V137H47ZM49 138H50V137H49ZM53 138H54V137H53ZM56 138H57V137H56ZM65 138H66V137H65ZM82 138H83V137H82ZM110 138L112 139V137H110ZM110 138H109V139H110ZM117 138H118V137H117ZM134 138H135V137H134ZM150 138H151V137H150ZM154 138H155V137H154ZM8 139H9V138H8ZM10 139H11V138H10ZM44 139H45V138H44ZM83 139H84V138H83ZM83 139H82V140H83ZM85 139H86V138H85ZM87 139H88V138H87ZM100 139H101V137H100ZM102 139H103V138H102ZM113 139H115V137H114ZM113 139H112V142L114 141ZM127 139H128V138H127ZM141 139H142V138H141ZM166 139H167V138H166ZM12 140H13V139H12ZM19 140H20V139H19ZM42 140H43V139H42ZM59 140H60V139H59ZM65 140H66V139H65ZM93 140H95V139H93ZM123 140H124V139H123ZM123 140H122V141H123ZM129 140H130V139H129ZM134 140H135V139H134ZM143 140H144V139H143ZM147 140H148V138H147ZM155 140H156V139H155ZM60 141H61V140H60ZM60 141H59V142H60ZM98 141H99V140H98ZM100 141H102V140H100ZM100 141H99V142H100ZM105 141H106V139H105ZM109 141H111V140H109ZM109 141H106V144L103 142V144H104V149H105V147H106V145H107V142H109ZM115 141H116V140H115ZM119 141H120V140H119ZM124 141H125V140H124ZM161 141H162V139H161ZM166 141H167V140H166ZM44 142H45V141H44ZM62 142H63V139H62ZM74 142H75V141H74ZM79 142H80V141H79ZM79 142H78V143H79ZM93 142H94V141H93ZM93 142H92V143H93ZM116 142H117V141H116ZM120 142H121V141H120ZM127 142H129V141H127ZM150 142H151V141H150ZM153 142H154V141H153ZM38 143H39V142H38ZM48 143H49V142H48ZM48 143H47V144H48ZM64 143H65V142H64ZM70 143H72V142H70ZM85 143H86V141H85ZM88 143H89V142H88ZM88 143H87V144H88ZM95 143H96V141H95ZM110 143H111V142H110ZM143 143H144V142H143ZM165 143H166V142H165ZM47 144H46V145H47ZM54 144H55V141H54ZM57 144H58V142H57ZM80 144H81V143H80ZM80 144H79L78 146H80ZM87 144H85V145H87ZM108 144H109V143H108ZM111 144H112V143H111ZM114 144L116 145V143H114ZM114 144H113V146H114ZM126 144H127V143H126ZM137 144H138V143H137ZM141 144H142V143H141ZM148 144H149V143H148ZM158 144H159V143H158ZM167 144H168V143H167ZM39 145H40V144H39ZM58 145H59V144H58ZM70 145H71V144H70ZM88 145H89V144H88ZM90 145H91V144H90ZM92 145H93V144H92ZM92 145H91V146H92ZM99 145H100V144H99ZM101 145H102V144H101ZM130 145H132V144H130ZM151 145H152V144H151ZM7 146H8V145H7ZM68 146H69V145H68ZM83 146H84V145H83ZM83 146H82V147H83ZM113 146H112V147H113ZM117 146H118V145H116V147H117ZM120 146H121V145H120ZM161 146H162V145H161ZM41 147H42V146H41ZM49 147H50V146H49ZM49 147H48V148H49ZM56 147H57V146H55V148H56ZM88 147H89V146H88ZM94 147H95V149H96V145H95ZM98 147H99V146H98ZM98 147H97V148H98ZM102 147H103V146H102ZM110 147H111V146H110ZM163 147H165V146H163ZM167 147H168V146H167ZM76 148H78L77 145H76ZM122 148H123V147H122ZM131 148H132V147H131ZM142 148H143V147H142ZM52 149H53V148L51 147V150H52ZM56 149H59V148H56ZM86 149H88V148L86 147L85 150H86ZM89 149H90V147H89ZM89 149H88V151L86 150L87 152H85V153H87V155H88V154L93 155V154H96V153L98 152V151H97L96 153L91 154V152L88 153V152L90 151ZM99 149H101V148L99 147ZM106 149H107V148H106ZM113 149H114V148H112V150H113ZM115 149H116V148H115ZM126 149H127V148H126ZM128 149L130 150V146H129ZM151 149H153V148H151ZM64 150H66V148H65ZM79 150H80V148H79ZM92 150H94V149H92ZM96 150H98V149H96ZM107 150H110V149H107ZM112 150H111V151H112ZM116 150H117V149H116ZM158 150H159V149H158ZM36 151H37V150H36ZM83 151H84V149H83ZM102 151H103V149H101V151H99L100 154H99V152H98L97 155H101V152H102ZM104 151H105V150H104ZM114 151H115V150H114ZM118 151H119V150H118ZM121 151H122V150H121ZM167 151H168V150H167ZM69 152H70V150H69ZM74 152H75V151H74ZM77 152H78V151H77ZM122 152H123V151H122ZM126 152H127V151H126ZM126 152H125V153H126ZM136 152H137V151H136ZM145 152H146V151H145ZM148 152H149V151H148ZM157 152H158V151H157ZM160 152H161V151H160ZM171 152H172V151H171ZM50 153H53V152L50 151ZM60 153H61V152H60ZM63 153H64V152H63ZM79 153H80V152H79ZM103 153L105 154V152H103ZM117 153H119V152H117ZM120 153H121V152H120ZM129 153H130V152H129ZM132 153H133V152L131 151V154H132ZM149 153H150V152H149ZM155 153H156V152H155ZM169 153H170V152H169ZM57 154H58V153H57ZM69 154H70V153H69ZM72 154H73V152H72ZM109 154H110V153H108V155H109ZM166 154H167V153H166ZM55 155H56V150H55ZM62 155H63V154H62ZM80 155H81V154H80ZM110 155H111V154H110ZM110 155H109V156H110ZM113 155H114V154H113ZM115 155H116V153H115ZM121 155H122V154H121ZM132 155H134V154H132ZM135 155H136V154H135ZM135 155H134V157H135ZM144 155H145V154H144ZM147 155H148V154H147ZM152 155H154V154H152ZM152 155H150V156H152ZM157 155H158V154H157ZM34 156H35V155H34ZM60 156H61V155H60ZM63 156H64V155H63ZM75 156H76V155H75ZM77 156H78V155H77ZM101 156H102V155H101ZM101 156H97V159H96V158H93V157H92V158L90 157V158H91V161L93 162L92 159H96V160H98V157H101ZM104 156L106 157L107 155H103L102 157H104ZM109 156H107V157L109 158ZM116 156H117V155H116ZM124 156H125V155H124ZM2 157H3V156H2ZM56 157H57V155H56ZM64 157H65V156H64ZM64 157H63V158H64ZM87 157L89 158V155H88ZM107 157H106V158H107ZM121 157H122V156H121ZM126 157H127V156H126ZM130 157H132V156H130ZM130 157H129V158H130ZM154 157H156V156H154ZM163 157H164V156H163ZM30 158H32V157H30ZM53 158H54V155H53ZM53 158H52V159H53ZM80 158H81V157H80ZM106 158H104V159L106 160ZM116 158H117V157H116ZM127 158H128V157H127ZM166 158H167V157H166ZM0 159H1V158H0ZM7 159H8V158H7ZM76 159H77V158H76ZM86 159H87V158H86ZM101 159H102V158H100V160H101ZM104 159H102V160L104 161ZM111 159H112V157L110 158V160H111ZM114 159H115V158H114ZM121 159L123 160V158H121ZM134 159H135V158H134ZM136 159H137V157H136ZM136 159H135V160H136ZM2 160H3V159H2ZM37 160H38V159H37ZM66 160H68V158H67ZM73 160H75V158H74ZM80 160H81V161H79V163L82 162L84 159L82 158V159H80ZM110 160H109V161H110ZM128 160H129V159H128ZM131 160H132V159H131ZM155 160H156V159H155ZM4 161H5V159H4ZM29 161H30V160H29ZM31 161H32V160H31ZM50 161H51V160H50ZM52 161H53V160H52ZM52 161H51V162H52ZM89 161H90V160L87 159V162H89ZM103 161H102V162H103ZM120 161H121V160H119V162H120ZM125 161H127V160H125ZM136 161H137V160H136ZM12 162H13V161H12ZM35 162H37V161H35ZM92 162H91V164H92ZM96 162H97V163H94V165H96V164L99 165V163H101V162L98 163V161H96ZM129 162H130V161H129ZM132 162H133V161H132ZM148 162H149V161H148ZM152 162H153V161H152ZM1 163H2V162H1ZM3 163H4V162H3ZM16 163H17V162H16ZM53 163H54V161H53ZM60 163H61V161H60ZM64 163H65V162H64ZM72 163L78 165L77 162L74 163V161H73ZM72 163H71V164H72ZM85 163H86V161H85ZM89 163H90V162H89ZM89 163H87L86 165L88 166ZM133 163H134V162H133ZM137 163H138V162H137ZM6 164H7V163H6ZM8 164H9V163H8ZM10 164H11V163H10ZM50 164H52V163H50ZM54 164H55V163H54ZM57 164H58V163H57ZM69 164H70V163H69ZM91 164L89 165V167L91 166ZM105 164L107 165V162H106ZM105 164H104V165H105ZM118 164H120V163H118ZM141 164H142V163H141ZM12 165H13V164H12ZM60 165H61V164H60ZM104 165H103V166L101 165V166L104 167ZM110 165H111V164H110ZM112 165H113V164H112ZM116 165H117V164H116ZM122 165H124V164H122ZM163 165H164V164H163ZM7 166H8V165H7ZM73 166H74V165H72L71 168H73ZM87 166H85V167H87ZM92 166H93V164H92ZM92 166H91V167H92ZM108 166H109V165H108ZM126 166H127V165H126ZM129 166H130V165H129ZM129 166H128V167H129ZM133 166H134V165H133ZM143 166H144V165H143ZM3 167H5V166H3ZM9 167H10V165H9ZM9 167H8V168H9ZM31 167H32V166H31ZM36 167H37V166H36ZM64 167H65V165H64ZM79 167H80V165H79ZM81 167H82V164H81ZM83 167H84V165H83ZM83 167H82V168H83ZM98 167H99V166H98ZM145 167H146V166H145ZM150 167H151V166H150ZM159 167H160V166H159ZM12 168H13V166H12ZM37 168H38V167H37ZM44 168H45V167H44ZM44 168H43V169H44ZM51 168H52V166H51ZM56 168H57V167H56V165H55V169H56ZM66 168H67V167H66ZM75 168H76V167H75ZM99 168H101V167H99ZM124 168H125V166H124ZM136 168H137V167H136ZM136 168H135V169H136ZM63 169H64V168H63ZM85 169H87V168H85ZM125 169H127V168H125ZM129 169H130V168H129ZM155 169H156V168H155ZM160 169H161V168H160ZM12 170H13V169H12ZM14 170H15V169H14ZM33 170H34V169H33ZM73 170H74V168H73ZM73 170H72V171H73ZM76 170H77V169H76ZM79 170H81V168L78 169V173H79ZM88 170H89V168H88ZM88 170H87V171H88ZM91 170H92V168H91ZM96 170H97V169H96ZM117 170H118V169H117ZM117 170H116V171H117ZM119 170H120V169H119ZM137 170H139V169H137ZM148 170H149V169H148ZM37 171H38V170H37ZM40 171H41V170H40ZM53 171H54V170H53ZM57 171H58V170H57ZM60 171H62V170L60 169ZM60 171H59V172H60ZM63 171H65V169H64ZM63 171H62V172H63ZM67 171H68V170H67ZM81 171H82V170H81ZM83 171H84V169H83ZM85 171H86V170H85ZM85 171H84V172H85ZM94 171H95V169H94ZM109 171H111V174L113 173L112 170H109ZM109 171H108V172H109ZM126 171H128V170H126ZM254 171H255V169H254ZM14 172H15V171H14ZM32 172H33V171H32ZM42 172H44V171H42ZM46 172H47V171H46ZM49 172H50V169H49ZM54 172H55V171H54ZM68 172L71 173V171H68ZM76 172H77V171H76ZM34 173H35V172H34ZM50 173H51V172H50ZM65 173H67V172H64V175H65ZM80 173H81V172H80ZM98 173H99V170H98ZM103 173L106 174V172H103ZM103 173H102V174H103ZM117 173H118V172H117ZM117 173H116V174H117ZM58 174L60 175V173H58ZM73 174H75V173L73 172ZM73 174H71V175H73ZM105 174H104V175H105ZM118 174H119V173H118ZM118 174H117V175H118ZM122 174H123V173H122ZM122 174H121V175H122ZM250 174H251V173H250ZM257 174H258V172H257ZM261 174H264V173H261ZM66 175H67V174H66ZM99 175H101V172L99 173ZM99 175H98L97 177H96L95 175H92V177L95 176V177H94V178H96L95 181L98 182V180H99L98 177H100ZM113 175H115V174H113ZM126 175H127V174H126ZM17 176H18V174H17ZM19 176H20V174H19ZM48 176L51 177L50 175H48ZM52 176H53V175H52ZM67 176L70 177V174L67 175ZM76 176H77V173H76ZM106 176L109 177L108 175H106ZM106 176H101V177H103V179H102L103 182L108 183L109 180H107L108 182H106V181L104 180V178H107ZM118 176H119V175H118ZM130 176H131V175H130ZM130 176H129V178H130ZM132 176H133V175H132ZM137 176H138V175H137ZM140 176H141V175H140ZM163 176H164V175H163ZM33 177H35V176H33ZM46 177H47V176H46ZM89 177H90V176H88V178H89ZM101 177H100V178H101ZM133 177L135 178V176H133ZM259 177H260V176H259ZM259 177H257V178H259ZM11 178H13V177H11ZM21 178H22V177H21ZM38 178H39V177H38ZM51 178H52V177H51ZM94 178H93V179H94ZM97 178H98V179H97ZM114 178H115V177H114ZM136 178H137V177H136ZM136 178H135V179H136ZM149 178H150V177H149ZM155 178H156V177H155ZM167 178H168V177H167ZM167 178H166V179H167ZM262 178H263V177H262ZM26 179H28V178H26ZM48 179H49V178H48ZM60 179H62V178H60ZM79 179H80V177H79ZM83 179H86V178H83ZM91 179H92V178H91ZM108 179H110V178H108ZM112 179H113V178H112ZM116 179H117V178H116ZM118 179H119V177H118ZM118 179H117V180H118ZM125 179H126V178H125ZM130 179H131V178H130ZM132 179H133V178H132ZM132 179H131V180H132ZM140 179H141V178H140ZM140 179H139V180H140ZM158 179H159V178H158ZM253 179H254V178H253ZM255 179H256V178H255ZM13 180H14V179H13ZM28 180H29V179H28ZM31 180H32V179H31ZM33 180H34V179H33ZM39 180L41 181V179H39ZM39 180H38V181H39ZM44 180H45V179H44ZM68 180H70V178H69ZM73 180H74V178H72V181H73ZM87 180H88V179H87ZM110 180H111V179H110ZM154 180H155V179H154ZM168 180H169V179H168ZM23 181H24V180H23ZM52 181H53V180H52ZM72 181H71V183H70V185H69V186H71V188H72V185H71V184H74V183H72ZM81 181H83V180H81ZM81 181H80V182H81ZM84 181H85V180H84ZM84 181H83V183H85ZM88 181H89V180H88ZM99 181H101V180H99ZM134 181H135V180H134ZM141 181H142V180H141ZM256 181H257V180H256ZM32 182H33V181H32ZM36 182H37V181H36ZM62 182H63V181H62ZM65 182H66V181H65ZM93 182H94V181H93ZM110 182H113V181H110ZM115 182H116V181H115ZM115 182H114V183H115ZM136 182H137V181H136ZM149 182H150V181H149ZM158 182H159V181H158ZM158 182H157V183H158ZM166 182H167V180H166ZM166 182H165V184H167ZM219 182H220V181H219ZM46 183H47V182H46ZM50 183H51V181H50ZM52 183H53V182H52ZM58 183H59V182H58ZM58 183H57V184H58ZM125 183H126V180H125ZM130 183H131V181H130ZM143 183H144V182H143ZM151 183H152V182H151ZM157 183H156V184H157ZM26 184H27V182H26ZM28 184H29V181H28ZM28 184H27V186H28ZM37 184H38V183H37ZM65 184H66V183H65ZM76 184H77V182H76ZM88 184H89V183H88ZM88 184H84V185H88ZM90 184H91V183H90ZM108 184H109V183H108ZM118 184H119V183H118ZM121 184H122V183H121ZM128 184H129V183H128ZM24 185H25V184H24ZM29 185H30V184H29ZM31 185L33 186V184H31ZM55 185H56V184H55ZM80 185H82V184H80ZM100 185H101V186H104L103 183H102V184L100 183L99 186H98L99 189H96V190H100V188H101ZM115 185H116V184H115ZM122 185H123V184H122ZM122 185H121L119 188H116L115 186H114L113 188H116V191H117V189H119V191H120V188L122 189V187H125L126 184H125L124 186H122ZM144 185H145V184H144ZM168 185H169V184H168ZM43 186H44V185H43ZM88 186H89V185H88ZM88 186H87V188H88ZM107 186H108V185H107ZM118 186H119V185H118ZM133 186H134V185H133ZM141 186H142V185H141ZM145 186H146V185H145ZM148 186H149V185H148ZM153 186H154V185H153ZM170 186L172 187L173 185H170ZM214 186H215V185H214ZM216 186H217V185H216ZM59 187H60V186H59ZM67 187H68V186H67ZM73 187H74V186H73ZM93 187H94V186H93ZM93 187L90 188V189H93ZM104 187H105V186H104ZM104 187H102V188H104ZM139 187H140V186H139ZM156 187H157V186H156ZM179 187H180V186H179ZM182 187H183V186H182ZM255 187H258V186H255ZM28 188H29V187H28ZM39 188H40V187H39ZM50 188H51V187H49V189H50ZM68 188H69V187H68ZM82 188H83V187H82ZM102 188H101V189H102ZM106 188L108 189V187H106ZM157 188H158V187H157ZM168 188H169V187H168ZM168 188H167V189H168ZM218 188H219V187H218ZM253 188H254V187H253ZM43 189H44V188H43ZM49 189H48V190H49ZM52 189H53V188H52ZM62 189L64 190V188H62ZM85 189H86V188H85ZM90 189H89V190H90ZM107 189H106V190H107ZM111 189H112V186H111ZM124 189H125V188H124ZM150 189H151V188H150ZM158 189H159V188H158ZM34 190H35V189H34ZM37 190H38V188H37ZM40 190H42V189H40ZM66 190H67V192H68V191H70L71 189H70V190L66 189ZM73 190H74V192H75V189H74V188H73ZM87 190H88V189H87ZM87 190H85L84 192H86ZM102 190H104V193H105V195H106L105 189H102ZM109 190H110V188H109ZM113 190H114V189H113ZM136 190H137V188H136ZM140 190H141V188L139 189V192H140ZM223 190H224V189H223ZM254 190H255V189H254ZM262 190H263V189H262ZM107 191H108V190H107ZM110 191H111V190H110ZM110 191H108V192H109V193L107 194L108 197L110 196V193H111V195L116 196L115 199L121 198L122 195H123V194L121 195V193H123V192H122L123 189H122L121 193L118 192V193H120V194H118L119 197H118L116 194H113V193L110 192ZM114 191H115V190H114ZM116 191H115V193H117ZM124 191H126V190H124ZM130 191H132V190H130ZM212 191H213V190H212ZM33 192H34V191H33ZM42 192H43V191H42ZM42 192H41V193H42ZM49 192H50V191H49ZM59 192H60V191H59ZM72 192H73V191H72ZM81 192L84 193L83 191H81ZM88 192H89V194H90V192L93 193V191H88ZM95 192H96V191H95ZM128 192H129V190H128ZM132 192H133V191H132ZM135 192H136V191H135ZM137 192H138V191H137ZM137 192H136V193H137ZM147 192H148V191H147ZM147 192H145V193H147ZM155 192H156V191H155ZM158 192H159V190H158ZM222 192H224V191H222ZM239 192H240V191H239ZM253 192H254V191H253ZM26 193H27V192H26ZM28 193H29V192H28ZM28 193H27V194H28ZM41 193H40V194H41ZM82 193H80V194H79V193H78V194L76 193L77 195H74V197H75L76 199L80 198V199H81L80 201H82ZM97 193H98V191L96 192V194H97ZM99 193H102V192H99ZM143 193H144V192H143ZM190 193H191V192H190ZM190 193H189V194H190ZM229 193H230V192H229ZM24 194H25V193H24ZM45 194H46V193H45ZM67 194H69V193H67ZM71 194H72V193H71ZM94 194H95V193H94ZM133 194H134V192H133ZM137 194H138V193H137ZM137 194H136V196H137ZM191 194H192V193H191ZM210 194H211V192H210ZM215 194H216V193H215ZM250 194H251V193H250ZM35 195H36V194H35ZM41 195H42V194H41ZM80 195H81V196H80ZM97 195H101V194H97ZM102 195H104V194H102ZM105 195H104V196H105ZM124 195L126 196V193H124ZM127 195H129V193H128ZM134 195H135V194H134ZM134 195H133V198H134ZM140 195H141V194H140ZM146 195H148V194H146ZM158 195H159V194H158ZM166 195H168V194L166 193ZM207 195H208V194H207ZM212 195H213V193H212ZM218 195H219V194H218ZM222 195H223V194H222ZM33 196H34V195H33ZM51 196H52V194H51ZM54 196H55V195H54ZM59 196H60V195H59ZM61 196H64V195H61ZM67 196H68V195H67ZM67 196H66V197H67ZM70 196H71V195H70ZM70 196H68V197H70ZM87 196L89 197V195H87ZM92 196L94 197V196H96V195H92ZM92 196H91V198H92ZM130 196H131V193H130ZM130 196H129V197H130ZM149 196H150V195H149ZM169 196H170V194H169ZM225 196H226V195H225ZM231 196H232V195H231ZM256 196H258V195H256ZM5 197H6V196H5ZM8 197H9V196H8V194H7V198H8ZM22 197H23V196H22ZM37 197H38V196H37ZM40 197H41V196H40ZM64 197H65V196H64ZM68 197H67V198H68ZM72 197H73V196H71V198H72ZM88 197H87V200H86V201H88V203H92V202H90V201H92V200H90L91 198L88 199ZM102 197H103V196H102ZM106 197H107V196L103 197V199H102L103 204H106V202H105V200H104ZM111 197H112V196H111ZM138 197H140V196H138ZM171 197H172V196H171ZM171 197H170V198H171ZM193 197H194V195H193ZM193 197H192V198H193ZM195 197H196V196H195ZM208 197H209V196H208ZM218 197H219V196H218ZM220 197H221V196H220ZM228 197H230V196H228ZM235 197H236V195H235ZM245 197H246V196H245ZM47 198H48V197H47ZM84 198H85V193H84ZM84 198H83V199H84ZM94 198H95V197H94ZM99 198H100V197H99ZM109 198H110V197H109ZM109 198L106 199V200H109ZM112 198H113V197H112ZM112 198H111V201L113 202V199H114V198H113V199H112ZM123 198H125V197H123ZM123 198H122V199H123ZM126 198H127V197H126ZM130 198H132V197H130ZM133 198H132V199H133ZM199 198H200V197H199ZM205 198H206V197H205ZM213 198H214V197H213ZM237 198H238V197H237ZM240 198H241V197H240ZM250 198H251V197H250ZM254 198H255V197H254ZM33 199H35V198H33ZM54 199H55V198H54ZM92 199H93V198H92ZM97 199H98V198L96 197L95 200L97 201ZM132 199H131V200H132ZM134 199H135V198H134ZM157 199H158V198H157ZM162 199H163V198H162ZM187 199H188V197H187ZM190 199H191V198H190ZM218 199H219V198H218ZM224 199H225V198H224ZM241 199H242V198H241ZM241 199H240V200H241ZM257 199H258V198H257ZM7 200H8V199H7ZM39 200H40V199H39ZM39 200H36V201H39ZM58 200H59V199H58ZM64 200H65V199H64ZM66 200L69 201L68 199H66ZM66 200H65V202H66ZM73 200H74V198H72V201L70 200L69 202H73ZM118 200H119V199H118ZM125 200H128V198L125 199ZM137 200H138V198H137ZM153 200H154V198H153ZM255 200H256V199H255ZM4 201H5V200H4ZM23 201H24V200H23ZM23 201H22V202H23ZM80 201L78 202V200H77V202H78L79 204H80ZM84 201H85V199L82 201V204L79 205L80 210H78V212H79V211H80V212H81V211L84 212V210H86V208L90 209L89 206H87V204H85ZM100 201H101V200H100ZM115 201H116V200H115ZM150 201H151V200H150ZM162 201H163V200H162ZM213 201H214V200H213ZM217 201H218V200H217ZM231 201H233V200H231ZM231 201H230V202H231ZM234 201H235V200H234ZM237 201H238V200H237ZM259 201H260V200H259ZM2 202H3V201H2ZM22 202H21V203H22ZM42 202H43V201H40L41 204H39L38 202H34V203H38V204L41 205L42 208H43V203H42ZM69 202H68V203H69ZM75 202H76V201H75ZM77 202H76V203H77ZM93 202H94V199H93ZM108 202H110V200L107 201V203H108ZM112 202H110V203H112ZM116 202H117V201H116ZM116 202H114V203L116 204ZM119 202L121 203V199H120ZM122 202L125 203V204H128V203H126V202L123 201V200H122ZM127 202H128V201H127ZM132 202H133V201H132ZM155 202H156V201H155ZM160 202H161V200H160ZM169 202H170V201H169ZM189 202H191V201L189 200ZM206 202L209 203L208 201H206ZM224 202H225V201H224ZM228 202H229V201H228ZM260 202H261V201H260ZM10 203H11V200H10ZM15 203H16V202H15ZM30 203H31V200H30ZM34 203H33V204H34ZM58 203H59V202H58ZM76 203L73 202V205L68 204L66 207H64L65 204H67V203H65L64 206H63L64 209L62 208V206H61V208L63 209V211H67V209L69 208V211H70V208H71V210H72L73 208H75L74 204L76 205ZM78 203H77V204H78ZM83 203H84V204H83ZM86 203H87V202H86ZM110 203H108V204H110ZM120 203H118V204H120ZM129 203L131 204V201H130ZM133 203L135 204V201H134ZM193 203H194V202H193ZM233 203H234V202H233ZM240 203H241V202H240ZM258 203H259V202H258ZM28 204H29V203H28ZM38 204H37V206H38ZM96 204H97V203H96ZM98 204H99V206H101V205H100V202H98ZM98 204H97V205H98ZM103 204H102V205H103ZM121 204H122V203H121ZM125 204H124V205H125ZM130 204H128V208H129L130 206H132V205H130ZM136 204H137V203H136ZM136 204H135V205H136ZM165 204H167V203H165ZM174 204H175V203H174ZM221 204H222V203H221ZM228 204H229V203H228ZM251 204H252V203H251ZM30 205H31V204H30ZM45 205L47 206V204H45ZM45 205H44V207H45ZM61 205H62V204H61ZM92 205L94 206V209H97V208L99 207V206H98L97 208H95L96 206H95L94 204H92ZM111 205H112V204H111ZM122 205H123V204H122ZM129 205H130V206H129ZM138 205H141V204L138 203ZM138 205H136V206H137V207H140V206H138ZM157 205H158V204H157ZM160 205H161V204H160ZM168 205H169V204H168ZM185 205H186V204H185ZM193 205H194V204H193ZM198 205H199V204H198ZM198 205H195V206H198ZM211 205H212V204H211ZM218 205H219V204H218ZM224 205H225V204H224ZM230 205H231V204H230ZM236 205H237V204H236ZM249 205H250V204H249ZM258 205H259V204H258ZM8 206H9V205H8ZM52 206H53V205H52ZM54 206H55V205H54ZM56 206H57V205H56ZM71 206H72L73 208H72ZM77 206H78V205H77ZM106 206L108 207V206H110V205L101 206V207H100L101 210L103 209L102 207H106ZM116 206L118 207L117 204H116ZM116 206H114V210H115V211H116V209H115ZM136 206H135V207H136ZM161 206H162V205H161ZM171 206H172V205H171ZM219 206H220V205H219ZM231 206H232V205H231ZM233 206H234V205H233ZM247 206H248V205H247ZM250 206H251V205H250ZM261 206H262V205H261ZM27 207H28V206H27ZM29 207H30V206H29ZM39 207H40V206H38V208H39ZM49 207H50V206H49ZM90 207H91V206H90ZM112 207H113V205H112L110 208H112ZM133 207H134V205H133ZM137 207H136V209H135V208H134V209L137 210ZM141 207H142V206H141ZM143 207H144V206H143ZM173 207H174V206H173ZM183 207H184V206H183ZM193 207H194V206H193ZM215 207H216V206H215ZM17 208H19V207H17ZM34 208H35V207H34ZM47 208H48V207H47ZM57 208H58V207H57ZM83 208H84V209H83ZM91 208H92V207H91ZM100 208H98V210H99ZM151 208H152V206H151ZM186 208H187V207H186ZM189 208H190V207H189ZM203 208H204V207H203ZM213 208H214V207H213ZM218 208H219V207H218ZM236 208H237V206H236ZM1 209H2V208H1ZM15 209H16V208H15ZM22 209H23V208H22ZM76 209H78V207H77ZM82 209H83V210H82ZM94 209H92L91 211L93 212ZM107 209H109V208H105V210L103 211V213H105V211H106ZM123 209L126 210L125 207H122V210H123ZM129 209H130V208H129ZM129 209H127V210H129ZM140 209H141V208H140ZM156 209H157V208H156ZM163 209H164V208H163ZM187 209H188V208H187ZM192 209H194V208H192ZM255 209H256V208H255ZM19 210H20V209H19ZM19 210H18V211H19ZM23 210H24V209H23ZM29 210H30V209H29ZM31 210H32V208H31ZM44 210H48V209H46V207H45L43 210H41V209L39 208L38 211H40V212L37 213V214H40V213H41V214H44L45 212H44V213L42 212V211H44ZM51 210H52V209H51ZM58 210H59V209H58ZM101 210H100V211H101ZM112 210H113V209H111L110 211L112 212ZM118 210H119V208H118ZM127 210L125 211L126 214H127V216H125V217H127V218L129 219V216H128V213H129V212H127ZM130 210H131V209H130ZM130 210H129V211H130ZM138 210H139V209H138ZM199 210H200V209H199ZM203 210H204V209H203ZM220 210H221V209H219V211H220ZM2 211H3V210H2ZM18 211H17V212H18ZM24 211H25V210H24ZM48 211H49V210H48ZM53 211H54V210H53ZM63 211H62V212H63ZM73 211H75V209L72 210V212H73ZM88 211H89V210H88ZM88 211H87V212H88ZM96 211H97V210H95L94 213H95ZM110 211H109V212L107 211V213H111ZM131 211H133V210H131ZM143 211H144V210H143ZM153 211H157V210H153ZM161 211H164V210H161ZM192 211H193V210H192ZM196 211H197V210H196ZM215 211H216V210H215ZM228 211H229V210H228ZM235 211H236V210H235ZM0 212H1V211H0ZM15 212H16V211H15ZM87 212H86V214H88ZM92 212L89 214V216H91V214H92L91 219L93 220V218H94V220H96V219H95V217H96V213H95V215H93ZM117 212H118V211H117ZM119 212H121V211L119 210ZM135 212H136V211H135ZM137 212H138V214L135 213V215H137V218H135V220L138 219V216L140 215V214H139L140 210L137 211ZM157 212H158V211H157ZM164 212H165V211H164ZM203 212H204V211H203ZM206 212H207V211H206ZM230 212H231V211H230ZM19 213H20V211L18 212V214H19ZM64 213H65V212H64ZM64 213H62V216H63ZM67 213H69V212L67 211ZM74 213H76V211H75ZM74 213H73V214H74ZM81 213H82V212H81ZM98 213H99V211H98ZM101 213H102V212H101ZM112 213H113V212H112ZM122 213H123V212H122ZM122 213H121V214H122ZM169 213L171 214V212H169ZM176 213H177V212L175 211V214H176ZM195 213H196V212H195ZM41 214H40V216L37 215V218H38V219H42V218H43V217H42L43 215L41 216ZM78 214H79V213H78ZM83 214H85V213H82V215H83ZM113 214H114L115 216H117V217L119 216V213H117L118 215L116 214V212L113 213ZM126 214H124V215H126ZM129 214H133V213L130 212ZM142 214H143V213H142ZM145 214H146V213H145ZM155 214H156V213H155ZM177 214H178V213H177ZM192 214H193V213H192ZM192 214H191V215H192ZM199 214H200V213H199ZM206 214H207V213H206ZM229 214H230V213H229ZM46 215H47V213H46ZM49 215H50V212H49ZM49 215H48V216H49ZM53 215H54V214H53ZM53 215H52V216H53ZM56 215H57V214H56ZM58 215H59V213H58ZM58 215H57V216H58ZM65 215L68 216L69 214H65ZM76 215H77V214H75V216H76ZM80 215H81V214H80ZM114 215L111 214L110 216L113 217ZM159 215H162V214L159 213ZM209 215H210V214H209ZM222 215H223V214H222ZM226 215H227V214H226ZM235 215H236V214H235ZM20 216H21V215H20ZM38 216H39V217H38ZM48 216H47V217H48ZM75 216H74V217H75ZM78 216H79V215H78ZM93 216H94V217H93ZM106 216H109V215H106ZM115 216H114V217H115ZM121 216H122V217H121ZM121 216H120L121 218H125V217L123 216V214H122ZM145 216H146V215H145ZM147 216H148V215H147ZM178 216H179V215H178ZM188 216H189V215H188ZM200 216H201V215H200ZM18 217H19V216H18ZM21 217L26 218L25 216H21ZM27 217H28V216H27ZM33 217H35V215H34ZM40 217H42V218H40ZM50 217H51V216H50ZM55 217H56V216H55ZM68 217L70 218V216H68ZM71 217H72V218H70L71 221H70V219L68 218L69 223H71L72 220H73V216H71ZM76 217H77V216H76ZM80 217H81V216H79V218H80ZM84 217H85V218H84ZM84 217H83V218L81 217L80 220H84V219H86V217H88V216L84 215ZM104 217H105V215H103V214L100 215V214H99V215L96 217V218H97V221H94V220L92 221V220H91V221L88 223V221L84 220V221H83V224L80 225V226H84V225H85L83 228L80 227V229H83V230H82V231H83V235H82V231H81L80 233H81L82 236H84V238L87 239V241H89V240H88L89 238L92 239V237H90V235H89V232H90L92 229H94V227H95V230H97V232H99L98 229H96V227H97V228L99 227L100 222H104V223H105V229H106V228H107V224L110 223L109 221H110V220L112 221V220L114 219V217H113L112 219L108 220V222L106 223V221H107L106 218H105L106 221H102V220L104 219ZM111 217H110V218H111ZM130 217H132V216H130ZM133 217H134V216H133ZM167 217H168V216H167ZM192 217H193V215H192ZM205 217H207V216H205ZM205 217H204V218H205ZM208 217H209V216H208ZM208 217H207V218H208ZM212 217H213V216H212ZM220 217H221V216H220ZM222 217H223V216H222ZM238 217H239V216H238ZM5 218H6V217H5ZM15 218H17V217H15ZM15 218H14V219H15ZM19 218H20V217H19ZM19 218H18V220H19ZM35 218H36V217H35ZM58 218H59V217H58ZM64 218H65V217H64ZM64 218H63V220H64ZM77 218H78V217H77ZM118 218H119V217H118ZM118 218H115V219L117 220ZM121 218H120V219H121ZM210 218H211V217H210ZM224 218H225V217H224ZM26 219H27V218H26ZM33 219H34V218H33ZM38 219H37V220H38ZM45 219H46V217H45ZM45 219H42L41 221H43V220H45ZM47 219H48V218H47ZM47 219H46V220H47ZM49 219H50V218H49ZM59 219H60V218H59ZM115 219H114V221H116ZM120 219H118V221H119ZM132 219H133V218H132ZM132 219H129V220L132 221ZM158 219H159V217H158ZM200 219H201V218H200ZM202 219H203V218H202ZM205 219H206V218H205ZM217 219H218V218H217ZM222 219H223V218H222ZM233 219H235V217H234ZM233 219H232V220H233ZM263 219H264V217H263ZM15 220H17V219H15ZM20 220H22V218H21ZM46 220H45V221H46ZM53 220H54V219H51L50 222H53ZM68 220L65 219L64 222H67ZM75 220H76V218L74 219V221H75ZM78 220H79V219H78ZM80 220H79V223H80ZM123 220H127V219H123ZM123 220H121V221H123ZM129 220H128V222L133 224V222H131V221H129ZM161 220H162V219H161ZM172 220H173V219H172ZM181 220H182V219H181ZM192 220H193V219H192ZM196 220H197V219H196ZM213 220H214V219H213ZM218 220H219V219H218ZM218 220H216V221H218ZM0 221H1V220H0ZM28 221H30V219H29ZM28 221H26V222L28 223ZM41 221H38V222H37V226L39 225L38 223L41 222ZM45 221H43L42 224L40 223V225H43V227L41 226V227H42L41 230H43V231L47 229L46 224H43ZM58 221H59V220H58ZM74 221H73L72 223H74V225H75V223H76L77 221H76V222H74ZM85 221L87 222V224L84 223ZM114 221H112V224L110 223L111 226L114 225V224H113ZM118 221L115 222V223H117V225H118ZM121 221H120L119 223L123 226V224H124L125 222L123 221V224H122ZM176 221H177V220H176ZM178 221H180L179 218H178ZM184 221H185V220H184ZM184 221H182V222H184ZM189 221H191V220H189ZM234 221H235V220H234ZM17 222H18V221H17ZM19 222H20V221H19ZM35 222H36V221H35ZM46 222H48V221H46ZM46 222H45V223H46ZM54 222H55V221H54ZM56 222H57V221H56ZM56 222H55V223H56ZM64 222H63V223H64ZM96 222H97V223H96ZM136 222H137V220H136ZM136 222H135V223H136ZM138 222H139V221H138ZM164 222H165V220H164ZM171 222H172V221H171ZM191 222H193V221H191ZM191 222H190V223H191ZM197 222H198V220H197ZM206 222H207V221H206ZM214 222H215V221H214ZM214 222H213V224H214ZM13 223H15V222H13ZM32 223H34V222H32ZM57 223H58V222H57ZM69 223H68V224H69ZM81 223H82V222H81ZM126 223H127V221H126ZM126 223H125V224H126ZM174 223H175V222H174ZM217 223H219V222H217ZM28 224H30V223H28ZM58 224H61V223H58ZM64 224H65V223H64ZM68 224H66V225H68ZM76 224L78 225V222H77ZM137 224H138V223H137ZM177 224L179 225V223H177ZM209 224H210V223H209ZM215 224H216V222H215ZM230 224H232V223H230ZM15 225H16V224H15ZM32 225H33V224H32ZM32 225H31V226H32ZM35 225H36V224H35ZM44 225H45V226H44ZM47 225H48V224H47ZM54 225H55V224H54ZM66 225H64V226H66ZM72 225H73V224H72ZM101 225H102V224H101ZM128 225H129V224H128ZM157 225H158V224H157ZM181 225H183V224H181ZM189 225H191V224H189ZM202 225H203V224H202ZM206 225H207V224H206ZM210 225H211V224H210ZM216 225H217V224H216ZM216 225H215V226H216ZM233 225H234V224H233ZM236 225H237V224H236ZM10 226H12V225H10ZM28 226H29V225H28ZM56 226H58V227H57V232H58L59 225H56ZM56 226H55V227H56ZM102 226H104V224H103ZM108 226H109V225H108ZM122 226H121L120 228H122V230H123V227H124V226H123V227H122ZM164 226H165V225H164ZM167 226H168V225H167ZM172 226H173V225H172ZM211 226H212V225H211ZM8 227H9V226H8ZM16 227H17V226H16ZM50 227H51V226H50ZM52 227H53V226H52ZM55 227H54V228H55ZM62 227H63V226H62ZM67 227H68V226H67ZM67 227H65L64 229L66 230V229H68L70 226H69L68 228H67ZM109 227H110V226H109ZM109 227H108L107 230H112V228H111V227L109 228ZM115 227H117V226L114 225V228H115ZM128 227H129V226H128ZM134 227H135V224H134V226H133L132 228H134ZM144 227H145V226H144ZM187 227H188V226H187ZM187 227H186V231H187V229H188ZM203 227H204V226H203ZM209 227H210V226H209ZM238 227H239V226H238ZM13 228H14V227H12V229H13ZM35 228H37V227L35 226ZM38 228L40 229V227H38ZM71 228H72V227H71ZM71 228H69V229H71ZM117 228H118V227H117ZM117 228H116V229H117ZM124 228H125V227H124ZM140 228H141V227H140ZM165 228H166V227H165ZM175 228H176V227H175ZM217 228H218V227H217ZM229 228H230V227H229ZM232 228H233V227H232ZM4 229H5V228H4ZM12 229H11V230H12ZM16 229H17V228H16ZM23 229H25V231H26V227H25V228L23 227ZM28 229H29V228H28ZM73 229H75V228H73ZM101 229H102V227H101ZM105 229H104V232H105V234H106V230H105ZM116 229H115V230H116ZM125 229H126V228H125ZM125 229H124V230H125ZM127 229H128V231H127ZM127 229H126L127 232L125 231L126 233H125L124 231L122 232L123 235H124V237H125V235H126L127 233H129V235H130V233H131L130 231L133 232V230H130V231H129V228H127ZM182 229H183V228H181V230H182ZM215 229H216V228H215ZM221 229H222V228H221ZM226 229H227V228H226ZM21 230H22V229H20V230H18V231H21ZM49 230H50V229H49ZM113 230H114V229H113ZM119 230H120V229H119ZM146 230H147V229H146ZM181 230H179V231H181ZM183 230H185V229H183ZM223 230H224V229H223ZM239 230H240V227H239ZM14 231H15V229H14L13 231H10V230H9V232H11V233L14 232ZM28 231H29V230H28ZM32 231H33V230H32ZM52 231H53V229H52ZM59 231H61V234H62V229H61V230L59 229ZM66 231H67V230H66ZM66 231H65V232H66ZM71 231H72V230H71ZM71 231H70V232H71ZM78 231H80V230H78ZM100 231L102 232L103 229L100 230ZM144 231H145V230H144ZM195 231H196V230H194V234H195ZM7 232H8V231H7ZM7 232H6V233H7ZM33 232H35L34 235H36V232H37V231H33ZM40 232H41V231H40ZM93 232H95V231L93 230ZM104 232H103V233H104ZM108 232H109V231H108ZM110 232H111V231H110ZM117 232H118V230H117ZM117 232H116V233H117ZM163 232H166V231H163ZM199 232H200V231H199ZM209 232H210V231H209ZM220 232H221V231H219V233H220ZM223 232H224V231H223ZM230 232H231V231H230ZM240 232H241V231H240ZM15 233H16V232H15ZM15 233H13V234L15 235ZM21 233H24V230H23ZM21 233H20V234L16 233V234H18V235L20 236ZM25 233H26V232H25ZM29 233H30V232H29ZM31 233H32V232H31ZM37 233H38V232H37ZM46 233H47V232H46ZM48 233H49V231H48ZM50 233H51V232H50ZM55 233H56V232H55ZM58 233H59V232H58ZM99 233H100V232H99ZM116 233H115V234H116ZM118 233H120V235L123 236V235L121 234L120 231H119ZM118 233H117V234H118ZM137 233H138V232H137ZM145 233H146V232H145ZM181 233H182V232H181ZM190 233H191V232H190ZM201 233H204V232L202 231ZM210 233H213V232H210ZM227 233H228V232H227ZM241 233H242V232H241ZM7 234H8V233H7ZM40 234H42V233H40ZM40 234L37 235V236H40ZM44 234H45V231H44ZM91 234H92V232H91ZM96 234H97V233H96ZM113 234H114V233L112 232L111 234L108 233L107 235H113ZM117 234H116L115 236H113V237L110 236V237H112V238H109V237L106 235L107 239L104 237V235H102V236H101V241L103 242V241H104V238H105L106 241H110V242L113 243V244H118V243H119L120 235H119V234L117 235ZM132 234H134V232L131 233V235H132ZM158 234H159V233H158ZM196 234H197V233H196ZM216 234H217V233H216ZM1 235H4V234H1ZM5 235H6V234H5ZM18 235L16 236L18 239H19L20 237H22V236L19 237ZM32 235H33V233H32ZM34 235H33V237H35ZM64 235H65V234H64ZM68 235H69V234H68ZM88 235H89V236H88ZM99 235H101V234H99ZM99 235H96V236H99ZM129 235H128V236H129ZM137 235H138V234H137ZM198 235H199V234H198ZM9 236L14 237L13 235H9ZM9 236H6V237H8V239H9V238H10ZM37 236H36L35 238H37ZM54 236H55V235H54ZM74 236H75V235H74ZM91 236H92V235H91ZM93 236H94V235H93ZM118 236H119V237H118ZM132 236H133V235H132ZM132 236H131L130 238H132ZM156 236H158V235H156ZM191 236H192V235H191ZM204 236H205V235H204ZM204 236H203V238L206 239ZM209 236H210V235H209ZM212 236H213V235H212ZM212 236H211V238H212ZM2 237H4V236H2ZM6 237L0 239V262H1V264H4V263L7 261V259H8V261H9V259H11V260L14 259V262L17 261V260H19V263H20V259H21L20 256H21V257H24V256H22L23 252H22V253L20 252L21 254H19V257H18V258L16 257L17 259L15 260V258H14L13 255H14V253L16 254V252H17V254L19 253V249H18V247H17L18 245H17V243H16L17 246H14V247L11 248V246H10V242L8 241V239H7ZM16 237H15V238H16ZM40 237H41V236H40ZM49 237H50V236H49ZM52 237H53V236H52ZM59 237H60V238H61V237L63 238V236H61V235H59ZM65 237H66V236H65ZM88 237H89V238H88ZM102 237H104V238H102ZM148 237H149V236H148ZM194 237H195V236H194ZM200 237H201V235H200ZM214 237H215V235H214ZM217 237H218V236H217ZM221 237H223V236H221ZM224 237H225V236H224ZM15 238H13V239L11 238V239H12V243H14L13 240H14ZM38 238H39V237H38ZM38 238H37V240H38ZM68 238H70V237H68ZM73 238H74V237H73ZM76 238H77V237H76ZM82 238H83V237H82ZM94 238H96V237H94ZM99 238H100V237H99ZM99 238H98V239H99ZM126 238H127V237H126ZM144 238H145V236H144ZM158 238H159V237H158ZM164 238H165V234H164ZM167 238H168V236H167ZM167 238H166V239H167ZM211 238L209 237V239H211ZM237 238H238V237H237ZM240 238H241V237H240ZM18 239H17V240H18ZM22 239H23V238H22ZM33 239H34V238H33ZM56 239H57V236H56ZM98 239H97V240H98ZM121 239L123 240V237H122ZM132 239H133V238H132ZM139 239L141 240V238H139ZM142 239H143V238H142ZM181 239H182V238H181ZM192 239H193V238H192ZM194 239H195V238H194ZM17 240L15 239L14 241H17ZM29 240H30V239H29ZM44 240H45V238H44ZM48 240H49V239H48ZM54 240H55V239H54ZM63 240H64V239H63ZM68 240H69V239H68ZM70 240H71V239H70ZM70 240H69V241H70ZM79 240H80V239H79ZM84 240H85V239H84ZM84 240H83V241H84ZM97 240H96V241H97ZM126 240H127V239H126ZM145 240H146V239H145ZM152 240H153V239H152ZM161 240H164V239H161ZM175 240H177V239H175ZM189 240H190V239H189ZM223 240H224V239H223ZM226 240H227V239H226ZM230 240H231V239H230ZM10 241H11V240H10ZM25 241H26V240H25ZM27 241H28V240H27ZM60 241H62V240H60ZM83 241H82V242H83ZM94 241H95V239H94ZM99 241H100V240H98V242H99ZM101 241H100V242H101ZM120 241H121V240H120ZM123 241H124V240H123ZM132 241H133V240H132ZM142 241H144V240H142ZM179 241H180V239H179ZM187 241H188V240H187ZM206 241H207V240H206ZM208 241H209V240H208ZM208 241H207V242H208ZM213 241H214V240H212V243H213ZM215 241H216V239H215ZM220 241H221V240H220ZM220 241H219V242H220ZM17 242H18V241H17ZM20 242L22 243V241H19V243H20ZM29 242H30V241H29ZM29 242H27V243H29ZM41 242H42V241H41ZM62 242H65V241H62ZM62 242H59V241H58V243H61V244H58V243H52V244H51V241H50V243L48 242V244L45 243L46 245H41L42 243H41V244H38V243H40V242L38 241V242L36 243V245H38V246H37L38 248H37V247H36V248H37V251L39 250L40 252H42L41 255H43V256L46 255L49 259H51V260H48V258H47V262H48V263H49V261H52L54 264H55V263H59V262H61L62 264H75L76 262H74V261H76L75 258H77V257H75V255H74V257H71V256H72L71 254H70V255H67L66 257L62 256V255L64 254V249L66 248V244H64V243H62ZM72 242H73V241H72ZM74 242H75V241H74ZM76 242H77V241H76ZM82 242H81V243H82ZM85 242H86V240H85ZM150 242H151V241H150ZM165 242H167V240H165ZM175 242H176V241H175ZM182 242H183V240H182ZM184 242H185V241H184ZM184 242H183V243H184ZM188 242H189V241H188ZM197 242H198V241H197ZM202 242H204V240H202ZM207 242H206V243H207ZM232 242H233V240H232ZM238 242H239V241H238ZM21 243H20V244H21ZM32 243H33V242H32ZM67 243H69V242H67ZM90 243H91V242H90ZM144 243H145V241H144ZM148 243H149V242H148ZM161 243H162V242H161ZM161 243H160V244H161ZM173 243H174V242H173ZM176 243H178V242H176ZM176 243H175V244H176ZM194 243H196V241H195ZM216 243H217V242H216ZM220 243H221V242H220ZM29 244H30V243H29ZM83 244H84V243H83ZM88 244H89V242H88ZM88 244H87V246H88ZM91 244H92V243H91ZM171 244H172V243H171ZM178 244L180 245V242H179ZM199 244H201V242H200ZM199 244H198V245H199ZM202 244H203V243H202ZM204 244H205V243H204ZM217 244H218V243H217ZM237 244H238V243H237ZM11 245L13 246L14 244H11ZM33 245H34V244H33ZM78 245H79V244H78ZM85 245H86V243H85ZM97 245H98V244H97ZM104 245H105V247H106V242H105ZM110 245H111V244H110ZM118 245H119V244H118ZM128 245H129V243H128ZM130 245H131V244H130ZM144 245H145V244H144ZM146 245H147V244H146ZM149 245H150V244H149ZM149 245H147V246H149ZM164 245H165V244H164ZM226 245H227V244H226ZM226 245H225V246H226ZM241 245H242V244H241ZM255 245H256V244H255ZM31 246H32V244H31ZM70 246H71V245H70ZM76 246H77V245H76ZM82 246H83V245H82ZM87 246H86V247H87ZM116 246H117V245H116ZM121 246H122V245H121ZM121 246H119V247H121ZM159 246H160V245H159ZM182 246H183V244H182ZM201 246H202V245H201ZM201 246H200V247H201ZM204 246H205V245H204ZM207 246L209 247L210 245H208V243H207ZM220 246H221V245H220ZM233 246H234V245H233ZM16 247H17L18 250H16ZM19 247H21V246L19 245ZM29 247H30V246H29ZM67 247H68V245H67ZM71 247H72V246H71ZM73 247H74V246H73ZM114 247H115V246H114ZM114 247H113V248H114ZM124 247H126L125 244H124ZM124 247L122 246V248H124ZM127 247H128V249H126V248H125V249H126V250H129V249H130L129 246H127ZM132 247H134V245H133ZM151 247H152V245H151ZM153 247H154V246H153ZM166 247L168 248V246H166ZM177 247H178V246H177ZM183 247H184V246H183ZM183 247H182V248H183ZM191 247H192V246H191ZM198 247H199V246H198ZM200 247H199V248H200ZM208 247H207V249H208ZM211 247H212V246H211ZM218 247H219V246H218ZM229 247H230V246H229ZM10 248H11L12 250L15 248V251L13 250L14 253L11 252L12 250H11ZM31 248H32V247H31ZM91 248H92V246H91ZM97 248H98V247H97ZM106 248H107V247H106ZM111 248H112V247H111ZM111 248L109 247V249H111ZM116 248H117V247H116ZM116 248H115V249H116ZM180 248H181V245H180ZM219 248H220V247H219ZM224 248H225V247H224ZM24 249H25V247H24ZM79 249H80V248H79ZM81 249H82V248H81ZM119 249H120V248H119ZM189 249H190V248H189ZM189 249H188V250H189ZM191 249H192V248H191ZM196 249H197V247H196ZM207 249H205V247H204L203 250L208 251ZM210 249H211V248H210ZM28 250H29V249H28ZM33 250H34V249H33ZM35 250H36V249H35ZM62 250H63V254H62ZM102 250H103V249H102ZM104 250H105V249H104ZM106 250H108V249H106ZM121 250H122V249H121ZM144 250H145V249H144ZM148 250H149V249H148ZM148 250H147V251H148ZM177 250H178V248H177ZM177 250H176V252H178ZM184 250H185V249H184ZM193 250H194V249H193ZM193 250H191L190 252H192ZM203 250H202V249H201V250L198 249V250H196L195 252H196V254H197V251H199V252H200V251L203 252ZM220 250H221V249H220ZM224 250H225V249H224ZM248 250H249V249H248ZM262 250H263V249H262ZM31 251H32V250H31ZM71 251H72V250H71ZM79 251H80V250H79ZM81 251H82V250H81ZM83 251H84V249H83ZM97 251L100 252V250H97ZM112 251L115 252V250L111 249V252H112ZM117 251H120V250H117ZM135 251H136V250H135ZM140 251H141V249H140ZM156 251H158V250L156 249ZM160 251H161V250H160ZM166 251H167V249H166ZM169 251H170V250H169ZM180 251H181V250H180ZM210 251H211V250H210ZM210 251H209V252H210ZM215 251H217V250H215ZM27 252H28V251H27ZM34 252H36V251H34ZM69 252H70V251H69ZM86 252H87V251H86ZM94 252H95V251H94ZM109 252H110V251H108L109 256H110V255L112 256V254H110ZM128 252H129V251H128ZM182 252H183V251H182ZM193 252H194V251H193ZM195 252H194V253H195ZM219 252H220V251H219ZM219 252H218V253H219ZM249 252H250V251H249ZM249 252H248V253H249ZM262 252H263V251H262ZM106 253H107V251L105 252V254H106ZM159 253H160V252H159ZM194 253H193V254H194ZM206 253H207V252H206ZM211 253H212V252H211ZM213 253H214V252H213ZM218 253H217V254H218ZM252 253H253V252H251V254H252ZM257 253H258V252H257ZM26 254H27V253H26ZM26 254H25V256H27ZM32 254H33V253H32ZM37 254H38V252H37ZM39 254H40V253H39ZM39 254H38V255H39ZM61 254H62V255H61ZM84 254H86V253H84ZM90 254H91V253H90ZM96 254H97V253H96ZM100 254H101V253H100ZM103 254H104V253H103ZM103 254H102V256H103ZM116 254H117V253H116ZM127 254H128V253H127ZM138 254H139V253H138ZM146 254H147V253H146ZM149 254H151V253L149 252ZM161 254H162V253H161ZM167 254H168V253H167ZM182 254H183V253H182ZM184 254H185V253H184ZM188 254H190V253H188ZM193 254H192V255H193ZM198 254H199V253H198ZM214 254H215V253H214ZM221 254H222V253H221ZM225 254H226V253H225ZM249 254H250V253H249ZM253 254H256V253H253ZM261 254H262V253H261ZM263 254H264V253H263ZM38 255H37V256H38ZM64 255H65V254H64ZM82 255H83V254H82ZM88 255H89V254H88ZM122 255H123V254H122ZM122 255H121V256H122ZM134 255H135V254H134ZM178 255H179V254H178ZM185 255H186V254H185ZM194 255H195V254H194ZM194 255H193V258L195 259ZM199 255H200V254H199ZM199 255H198V256H199ZM205 255H206V254H205ZM205 255H204V256H205ZM245 255H246V254H245ZM15 256H16V255H15ZM37 256H36V257H37ZM43 256H41V257H43ZM80 256H81V254H80ZM86 256H87V254H86ZM117 256H118V255H117ZM119 256H120V255H119ZM126 256H128V255H126ZM145 256H146V255H145ZM173 256H175V255L173 254ZM188 256H189V255H188ZM188 256H186V257H188ZM195 256H196V255H195ZM198 256H196V257H198ZM208 256L212 257L210 254H208ZM220 256H221V255H220ZM224 256H225V255H224ZM226 256H227V255H226ZM28 257H29V255H28ZM39 257H40V255H39ZM95 257H96V256H95ZM104 257H106V256L104 255ZM114 257H115V256H114ZM128 257H129V256H128ZM138 257H139V256H138ZM153 257H154V256L152 255V258H153ZM250 257H251V256H250ZM252 257H253V256H252ZM252 257H251V258H252ZM30 258H31V257H30ZM43 258H44V257H43ZM43 258H39V259H38L39 262H42V261H43V260H42ZM97 258H98V257H97ZM106 258H107V257H106ZM169 258H170V257H169ZM175 258H176V257H175ZM180 258H181V257H180ZM188 258H189V257H188ZM198 258H200V256H199ZM201 258H202V257H201ZM206 258H207V257H206ZM216 258H217V256H216ZM24 259H25V257H24ZM24 259H23V260H24ZM27 259H28V258H27ZM27 259H26V260H27ZM32 259H33V260H32ZM84 259H85V258H83L82 260H84ZM89 259H90V257H89ZM116 259H117V258H116ZM118 259H119V257H118ZM137 259H138V258H137ZM137 259H136V260H137ZM143 259H144V258H143ZM167 259H168V257H167ZM167 259H166V260H167ZM182 259H184V258H182ZM212 259H213V257H212ZM227 259H228V258H227ZM257 259H258V258H257ZM5 260H6V261H5ZM23 260H22V262H23L24 264H25V263L28 264V263H27L28 260H27V261L24 260V261H26V262H24ZM30 260H31V261H30ZM35 260H37V258H36ZM38 260H37V261H38ZM45 260H46V258H45ZM91 260H92V259H91ZM100 260H102V259H100ZM105 260H106V259H105ZM128 260H131V258L128 259ZM148 260H150V258H148ZM166 260H165V261H166ZM168 260H169V259H168ZM171 260H172V259H171ZM171 260H170V262H171ZM196 260H197V259H195V261H196ZM198 260H199V259H198ZM198 260H197V261H198ZM230 260H231V259H230ZM2 261H3V263H2ZM4 261H5V262H4ZM8 261H7V264H8ZM12 261H13V260H12ZM84 261H85V260H84ZM86 261H87V259H86ZM123 261H124V264H125L126 261H125V260H123ZM195 261H194V262H195ZM209 261H210V260H209ZM221 261H223V260H221ZM17 262H18V261H17ZM28 262H29V263H30V262H34V258L29 259ZM43 262H44V261H43ZM47 262L45 261L44 264H47ZM103 262L106 263L105 261H103ZM108 262H109V261H108ZM116 262H117V261H115V263H116ZM127 262H128V261H127ZM148 262H149V261H148ZM154 262H155V261H154ZM167 262H168V261H167ZM180 262H181V259H180ZM198 262H200V261H198ZM198 262H195V263L198 264ZM215 262H216V261H214V263H215ZM223 262H224V261H223ZM11 263H12V264H16V262H15V263L11 262ZM11 263L9 262V264H11ZM19 263H18V264H19ZM53 263H51V264H53ZM77 263H78V262H77ZM77 263H76V264H77ZM83 263H85V262H83ZM94 263H95V262H94ZM119 263H120V262H119ZM131 263H132V261H131ZM133 263H134V262H133ZM146 263H147V261H146ZM202 263H203V262H202ZM30 264H31V263H30ZM35 264H36V263H35ZM40 264H41V263H40ZM49 264H50V263H49ZM78 264H79V263H78ZM81 264H82V262H81ZM110 264H111V263H110ZM120 264H121V263H120ZM136 264H137V263H136ZM148 264H149V263H148ZM152 264H153V263H152ZM160 264H161V263H160ZM165 264H167V263H165ZM178 264H179V262H178ZM193 264H194V263H193ZM199 264H200V263H199ZM219 264H220V263H219Z\"/></svg>","mask_w":264,"mask_h":264}]
</instances>
